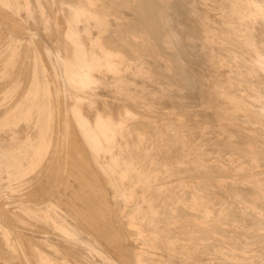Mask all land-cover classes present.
Returning a JSON list of instances; mask_svg holds the SVG:
<instances>
[{
  "label": "rangeland",
  "instance_id": "rangeland-1",
  "mask_svg": "<svg viewBox=\"0 0 264 264\" xmlns=\"http://www.w3.org/2000/svg\"><path fill=\"white\" fill-rule=\"evenodd\" d=\"M84 1H86V3H84ZM84 1L82 0L81 3L80 2L76 3L74 1H72V2L67 1L66 2V0H64L61 2V5H62V7H64L63 8L64 10L65 9L66 10L67 9L68 10H71V9L74 10L75 8H80V10L92 11L96 15L108 13L109 11H119L121 13V16H123L122 17L123 20L122 19L117 20L116 24H119V27L121 28L117 34H115L113 32L114 31L113 25H109V24L106 26V31L105 30L103 31V33L105 34V36H104L105 39H107V40L110 39L113 42L115 40H117V42H121L122 41L121 39L123 38L122 44L125 45L126 47H129L126 45L128 42V44L131 47V48L129 47L128 49L127 48L125 49V47L121 44L122 47L126 50L127 53L125 52V54H127V55H125L123 53L124 49H121L122 51H116V52L107 51V50H105L106 52L104 51L107 54V55L105 54L104 56L110 55L113 58L114 57L118 58L117 59L118 60L117 65L118 66L116 67V70L120 71V73H119V77H117V80L114 81L112 79L110 82L95 83V84L84 82V81L80 80V81H76V82H68V83L59 84L61 86V87H59L60 93H61V90L65 91V93H67V92L68 93L66 94L65 98H63V97L59 98L60 100H58L57 115H55V114L51 115L50 114L49 107L47 109V106H49V101L46 99H42V100H39L37 102V103H39V105H38L39 107L38 106L32 107L31 109L28 108L27 110H25V109L19 108V106L17 105V103H18L17 100L14 101L12 99H8V98L3 96L4 93L2 91L0 92V114H1L0 115V128H1L0 129V235H1L0 236L1 237L0 242L2 241L1 244L6 243V245H7V242H6V240H7L6 239L7 238L6 233L7 232L10 233V235H8V237L10 239H12V237L13 238L15 237L14 239L11 240L12 243L14 242L13 240H15V239L18 241V242H14L13 244L15 246V249L17 246V245H15V243L18 244L17 248L19 247L18 248L19 250L16 249V252L15 251L14 252L18 255L20 254L19 256L20 257L22 256V258H20L19 261L17 259H15L14 263L19 264V262H20V264H22V263L23 264H25V263L26 264H33V263L34 264H42V262L39 258V253H44L54 264H83V262H84V264H126V263L132 264V262H134L135 264H174V263L175 264H219V263H221V264H264V258H263V256H264V242L263 241H261V242L250 241L249 242V240H251L252 238L254 239L256 236L263 237V235L259 232H262V231L264 232V226H263L264 225V216H263L264 215V209H263L264 208V201L262 200V199H264V195H263L264 194V191H263L264 188H262L261 191L258 188V183L264 182V173H263V171H264V163H263L264 162V159H263L264 158V138H263V136L260 135L261 130H259L260 128H258L259 124L256 121L255 117H252L254 124L253 123L247 124L244 121V119L247 115L253 114L255 116V114L259 113L258 109H260L261 107H264V101L262 102V100L264 98L263 97L264 91L263 92L260 91V89L261 90L264 89V74L260 70H258L259 68L255 65L254 60L252 59V57L254 55L253 51H256L259 54L264 53V34H263V32H264V13H263L262 17L260 15L257 16L255 13H253L254 12L253 9L256 7V5H258V4L264 5V0H250V1L249 0H224V1L215 0L214 2H211L212 0L211 1L199 0L200 2L198 0H185V1L184 0H148V1L147 0H142V1L141 0H130V1L129 0H107V1H104V0H101V1H99V0H91V1L90 0H84ZM146 1H147L148 6L146 5ZM164 1L166 2V4ZM221 1H222L223 6L220 3ZM42 2H43V4H42ZM44 2H45V0H38V1L37 0H21L20 3H17L16 1L14 2L11 0L10 3L7 2L5 4L7 6L10 5L12 11L14 10V8L16 9V11H18V10H25L26 11L27 10L31 16V17H27V19H26V29H25L26 34L25 33H18L15 36L18 40H21L24 43L27 42L25 45L26 47L24 46L25 49L23 47H21V49H19L18 47H15L14 52L11 51L12 55L10 57L17 58L20 53H23V57H25L27 59V61H29L31 59L33 60V58L34 59L38 58L42 55V52H40L41 49H43L42 51H44V46L42 45V43H45V44L48 43L47 45L53 46V48H54V46H56V45H54L56 42L53 43L51 41H54V40L56 41V38H58L60 36H61L60 37L61 39L64 38V45L61 44L66 49V50H64V53H66V55L72 53V49L70 48L71 43L68 44L69 40H68V38H66L65 34L60 35L58 32H56V34H55V31H53L52 29L46 30V28H49V26L46 25L44 23V21L39 17L45 9L44 8V6H45ZM215 2H217V3H215ZM242 2L244 4H242ZM150 3H154V4L151 5ZM174 3H175V5H174ZM201 3H202V5H201ZM84 4L86 7L84 6ZM157 4H159V5L161 4L160 5L161 7ZM3 5H4L3 0H0V32H1L0 33V60L3 58H8L9 54L11 53L9 48H8L10 39L7 38L8 34L6 35V33L9 32L8 27L5 28L6 30H3V27H4L2 24V21H3V17H2ZM101 5H102L103 9H102ZM138 5H139V7H138ZM53 6H54V4H53ZM67 6L69 8H67ZM150 6H152L153 9ZM156 6H157V8H155ZM245 6L247 9L245 8ZM193 7H195V8H193ZM227 7H228L229 11H228ZM150 8H151V11H150ZM221 9H223V11H220ZM144 10H145V12H144ZM171 10H173V11H171ZM216 10H217V12H216ZM153 11L155 12V15L157 14L156 15L157 17L153 14L154 13ZM188 11H189V13H188ZM181 12H183V13H181ZM219 12L220 13L222 12V13L220 14ZM251 12H252V15L253 14H255V15L252 16L250 14ZM146 13H148L149 16ZM230 13H231V15H230ZM142 14H143V16H142ZM151 14H153V15H151ZM237 14H238V17H237ZM248 14H249V16H247ZM150 15H151V17H150ZM186 15H188V16H186ZM138 16H140V18ZM224 16L226 17V19ZM232 16L235 20L232 18ZM34 17H35V19L37 18L38 20L37 19L35 20ZM152 17L155 20V22L152 19ZM204 17L206 19H204ZM239 17L241 19L243 18L244 20H241ZM253 17H255V18H253ZM256 17H257V19H259L261 17L260 18L261 20L259 19L258 21H256L257 20ZM28 18H29V20H28ZM156 18L158 19V21H156ZM228 18H230L229 19L230 21H225V20H228ZM231 18H232V20H231ZM149 19L151 21H149ZM254 19H255V21H254ZM39 20L41 21L42 24L39 23L40 22ZM140 20H143L144 23H146V21L148 22V23H146L147 28L145 27V24H143V22H141ZM152 20H153V22H152ZM209 20H210V22H208ZM109 21H112V24H113L115 20L114 19L106 20V22H109ZM10 22H12V21H10ZM16 22H18V19H16ZM158 22L160 23V25H158L159 24ZM187 23H189V24H187ZM192 23H194V24L198 23V24L194 25ZM212 23H214V24H212ZM237 23H239V24H237ZM32 24H33V26H32ZM204 24H206L207 26ZM225 24H226V26H225ZM181 25L184 27H182ZM214 25H217V26H214ZM219 25H221V28L219 27ZM232 25L234 28L232 27ZM243 25L245 28L243 27ZM42 26L45 27V29H43ZM236 26L237 27L239 26L238 29ZM9 27L14 28L12 26H9ZM164 27H165V29H164ZM172 27H173V29H172ZM197 27H199V29H197ZM138 28H139V30H138ZM145 28L149 32L147 30H145ZM188 28L192 31H189ZM200 28H201V30H200ZM202 29H203V31H202ZM50 30H52V31H50ZM160 30L163 33H160ZM139 31H141V32L139 33ZM177 31H179V32H177ZM196 31H197V35H195ZM207 31H208V33H207ZM155 32L158 36L155 34ZM194 32H195V34H194ZM198 32L199 33L201 32L200 35H204V36L202 37V36L198 35L199 34ZM34 33H37L36 36H38V39L42 43H40V42L35 43L34 42L32 44L31 41L34 39V36H35ZM149 33H150V35H149ZM4 34H5V36H4ZM237 34H238V36H237ZM62 36H64V37H62ZM191 36H194V37H191ZM198 36H200V39H202V41L200 39H198L199 38ZM232 36H233V38H232ZM156 37H159L161 40H159V38H156ZM209 37L211 39H209ZM219 37H221L223 39V41ZM223 37L226 38V40ZM111 38H113V40ZM134 38H135V40H134ZM203 38L205 39V41ZM227 38H229V40ZM138 39H141V40H138ZM13 40H14V38H12L11 42ZM129 40L131 41V44H130ZM151 40H153V42ZM245 40H247V41H245ZM260 41H262V42H260ZM124 42H125V44H124ZM139 42H141V45ZM209 42H211V43H209ZM214 42L217 45L213 44ZM52 43H53V45H51ZM241 43H245V44L242 45ZM36 44L38 45V47L36 46ZM222 44L223 45L226 44V45H224L225 48L223 47ZM157 45H159V46H157ZM231 45H232V47H231ZM239 45L241 46L242 51H239L240 50ZM39 46H41V47H39ZM185 46H187V47H185ZM219 46H220V48H218ZM235 46H239V47L237 48ZM56 47H55V49L57 51L59 50L61 52V50H62L61 46H59L60 48L58 47L59 49H57ZM30 48L32 51L30 50ZM132 48L135 50H131ZM162 48H163L162 52H161V50H158V49H162ZM232 48H233V50H232ZM234 48H237V49L235 50ZM243 48H245V51L247 53L250 50L249 53L253 54L252 57L249 53H248L249 55H247ZM129 49L132 52L128 51ZM187 49H188V51L189 50L190 51L188 52ZM221 49L223 52L221 51ZM247 49H248V51H247ZM22 50H23V52H22ZM25 50H26V52H25ZM197 50H200V51L198 52ZM205 50H208V51H206V53H205ZM146 51H147V53L148 52H150V53L147 54V53H145ZM195 51H197V52L194 53ZM209 51H211V52H209ZM238 52H240V53H238ZM48 53L50 54L51 50H48ZM128 53L133 55V57H131ZM162 53H163L164 57L161 56ZM167 53H169V54H167ZM181 53H183V54H181ZM199 53L201 55H199ZM243 53H245V54H243ZM29 54L32 57H30ZM43 54H44V52H43ZM225 54H228V55H225ZM172 55H173V57L170 58V56H172ZM217 55H220V57ZM195 56L198 59L195 58ZM204 56H206L207 58L206 57L204 58ZM239 56H240V61H239ZM185 57H187V58H185ZM166 58H168L169 60L168 59L166 60ZM173 58L176 60L175 63L177 62L178 64H175L174 62H172V61H174ZM236 58H237V60H235ZM248 58H249L250 63L247 62ZM170 59L171 60L173 59V60L171 61ZM218 59L221 61H218ZM233 59L235 60L236 63L231 61ZM196 60H198V62ZM211 60H213V62ZM224 61H226V62H224ZM227 61H229V62H227ZM237 61H239V62H237ZM165 62H167V63H165ZM220 62L222 63V65ZM205 63H207V65ZM225 63H228V64H225ZM229 63L231 65H233L234 67L232 66V68H231V65ZM243 64H245V67L243 66ZM248 64H250L251 67H248L249 66ZM197 65L199 66V69H198ZM223 65H224V68H223ZM225 65H226V67H225ZM239 65H241L242 67L241 66L239 67ZM169 66L171 67V69L169 68ZM176 66H177V69H175ZM216 66L218 68H216ZM252 66H254L256 69H253ZM48 67H49V69H48ZM179 67L182 71H179ZM235 67H236V69H235ZM207 68H209V69H207ZM54 69H56V68H54ZM59 69L62 70V68H59ZM52 70H53L52 67H50L49 65L44 67V73L51 74ZM176 70H178V71H176ZM246 70H247L248 74H247ZM3 71H4V68L2 66H0V85H1V87H3V84H5L4 83L5 80H2V76L4 75ZM158 71H160V72H158ZM172 71H173L174 75H172ZM238 71H239V73H238ZM131 72H133V73H131ZM174 72L175 73L177 72L176 74H178V72H180V74L176 75ZM251 72H253V73H251ZM163 74H165V75H163ZM217 74H218V76H217ZM228 74H229V76H228ZM234 74H235V76H234ZM250 74H251V76H249ZM158 75H160V77ZM230 75L235 79H233ZM257 75H258V77H257ZM200 76H202V78ZM213 76L215 78H213ZM238 77H239V79L241 77V79L238 80L237 79ZM171 78H172V80H171ZM182 78L184 80H182ZM233 80L237 84V87H236V84L234 83ZM24 81L26 83L27 80L25 79ZM219 81L220 82L222 81L221 84H219L220 83ZM238 81L239 82L242 81V82H240V84H238L239 83ZM165 82H168V83H165ZM213 82H215V83L212 84ZM224 82H225V84H224ZM246 82H247V86L248 87L250 86L249 89H247L248 88L247 86L245 87ZM129 84H130V86H129ZM242 84H244V86ZM253 84L255 86H253ZM260 85H262V86H260ZM197 86H199V87H197ZM214 87H215V90H214ZM235 87L237 89H235ZM238 87H239V90H238ZM252 87H254L255 89ZM216 88L218 90H220L221 92L218 91ZM257 88H259V89L257 90ZM236 90H238V91H236ZM245 90H246V93L243 92ZM253 92L255 95H257L259 93L257 95L258 97L255 96L254 94H251ZM222 94H223V97H222ZM232 96L234 98L236 96V98L234 99V98H232ZM203 97H204V99L202 100ZM255 97H257V98H255ZM241 98H243V100ZM244 98H245V100H244ZM260 98H261V100H260ZM235 100L238 103H236ZM130 102H131V104H130ZM208 102L210 104H208ZM204 103H206V104H204ZM236 104H238V105H236ZM241 104H243L245 106H243ZM254 104L258 105L259 107H257ZM246 105H249V106L246 107ZM188 106H190V107H188ZM61 108L64 111L61 110ZM238 108L239 109L241 108V110H239ZM149 111H151V112H149ZM236 111H237V113H234ZM83 112H85L87 114H89V113L93 114L94 112H97V114L95 116L94 124H90V127H86V124H85V128H86L87 134H88L91 141H94L96 138L99 139V142H100L99 151L97 150L95 145L88 142L86 140L85 136L83 137V135H81V133H80V128L82 127V124H80L78 122V120L76 119V115L81 114L83 121H85V123H86L85 116L82 115ZM242 112H244V113H242ZM247 112H249V113H247ZM69 113H70V115H69ZM230 114H232L233 117ZM130 115H131V117H130ZM60 116L62 118H60ZM228 116H230V117H228ZM68 117L69 118L71 117V119L69 120ZM160 117L163 120H161V119L159 120ZM222 117H223V119H222ZM93 118H94V116H93ZM224 118H226V119H224ZM115 119H117V120H115ZM182 119H183V121H182ZM199 119L201 121L203 120L204 123L203 122L200 123ZM236 119H238V120H236ZM205 120H207V122ZM230 120H232V121H230ZM186 121H188V122H186ZM192 121H196V123L195 122L191 123ZM213 121L217 122V123H215V125H214ZM228 121H230V123ZM239 121H240V123H238ZM70 123H72V124H70ZM60 125L62 128L60 127ZM240 125H243V127H241ZM249 125H250V127H249ZM261 125H263V124H261ZM261 125L259 127H261ZM150 126H151V128H154V129H151ZM238 126L240 127V129ZM255 126H256V128H255ZM55 127H57V128H55ZM135 127H139V128H135ZM146 127L147 128L149 127V128L147 129ZM236 127L239 129L238 131L235 130V129H237ZM71 128H72L73 133L70 130ZM102 128L108 130L109 134H103L98 130V129L101 130ZM252 128H254L256 131ZM140 129H142V130H140ZM146 129L148 130L147 132H146ZM150 129L153 130V133ZM166 131H167V133H166ZM235 131H237V132L240 131L238 134L243 132V135L242 134L241 135L243 136V138L245 140L242 138L239 141L235 142L236 139L234 140V139H228L227 138V136L230 133H233ZM244 131H246V132H244ZM8 132H10V133H8ZM255 132H258V133H255ZM59 133H60V135H59ZM71 133L76 135V136L74 135L75 138L73 137V135H70ZM181 134H182V136H181ZM244 134H246V135H244ZM252 134L255 136L251 137ZM69 136L71 139L69 138ZM77 137H80V141L77 140ZM166 137H168V138H166ZM171 137H173V140H169ZM246 137L248 140L246 139ZM72 138H74V140ZM225 138H227L228 141L232 140V142H228ZM259 138H260V140H259ZM62 139H63V141H62ZM151 139H152V141H151ZM75 140H77L78 143ZM134 140H135V142H134ZM154 140H155V142H154ZM223 140H226L228 142L227 146H226L227 142L225 141L224 147H223ZM249 140H250V143H249ZM261 140H263L262 141L263 143L261 142ZM82 142H83V144H82ZM241 142H243V143H241ZM246 142H248L249 144L248 143L246 144ZM216 143L221 144V145H218ZM231 143H232V148H230L231 149V151H230L228 148L231 147L230 146ZM233 143H234V145H233ZM25 144L27 146L23 147V145H25ZM153 144H155V145H153ZM235 144H238L239 146L235 145ZM59 145H60V147H59ZM210 145L211 146L213 145L215 148L210 147ZM240 145H242V146H240ZM249 145H250V148L247 147ZM251 145H252V147H251ZM147 146H149L150 149H148ZM233 146L235 147V149L233 148ZM237 146L240 149H237ZM253 146H256V147H253ZM82 147L84 148V150ZM225 147H227V148H225ZM242 147H243V149H242ZM70 148H72V149H70ZM203 148H204V150H203ZM217 148L219 150H216ZM252 148H254V149H252ZM256 148L257 149L260 148V149H258L259 151ZM34 149L37 150V152L31 153L30 151H34ZM58 149H60V150H58ZM77 149H79L78 152H77ZM248 149H250V151L247 152ZM262 149H263V151H262ZM191 151H193V152H191ZM255 151H256V153H255ZM79 152H81L82 154ZM241 152H243V153H241ZM87 153H88V155H87ZM259 153H261L260 154L261 156L257 155ZM240 155H245V157L244 156L242 157ZM62 156H63V158H62ZM72 156H74L75 159ZM262 156H263V158H261ZM51 157H52V159H51ZM22 158H25L28 161H25V162L24 161H21V162L15 161V159H22ZM76 158H78V160ZM218 158H220V159H218ZM34 159H36L37 161H32ZM69 159H72V160L74 159L73 163H79V164H77V165L72 164V160L69 161ZM88 159L89 160L92 159V160L89 161ZM45 160H46V162H45ZM90 162L93 165H91V164L89 165ZM5 163H6V165H5ZM25 163H26V165H24ZM63 163H64V165H63ZM250 163H253L256 165H251ZM42 164H43V166H42ZM68 164H70V165H68ZM71 164L73 166L74 165H76V166L73 167ZM85 164H88V165L86 166ZM48 165H50V166H48ZM78 165L80 166V168H82V169L84 168V171L80 168L77 169L79 167ZM178 165H180V167L177 169ZM182 165H183V167H182ZM209 165H210V167H207ZM220 165H221V168H220ZM71 166H72V168H74L73 170H71L72 171L71 174L78 173L77 174V176H78L79 174H82L84 172L83 173L84 176L82 174V176L80 175V178H79V176L77 177L78 183H76L77 182L76 178H75L76 176H74V177L71 176L72 179H70L71 177H69L71 175L69 173ZM81 166H84V167H81ZM90 166H92V167L94 166L93 169H95V167H96V169H98L97 170L98 172L96 170H94L96 172H94V175H93V169ZM184 166H186V167H184ZM58 167L62 168L61 171H60V168L58 169ZM85 167L89 168L87 170L88 172L85 171ZM198 167H199V169H198ZM206 167L208 169H204V170H205V172H207V170H208L207 173H205L201 169V168H206ZM223 167H224V170H223ZM67 168H69L68 169L69 172H68ZM192 168L193 169L196 168V170H194V172H193ZM209 168H211V169L213 168L212 169L213 171L210 170ZM56 170H58V171H56ZM79 170L81 171V173ZM201 170L203 173L201 172ZM199 171L202 174H200ZM214 171L215 172L218 171L221 174L215 173ZM222 171H224V173H222ZM258 171L261 173L259 174ZM90 172H92V173H90ZM184 172H186V173L184 174ZM210 172H211V174H210ZM226 172H230V173L226 174ZM47 173L50 177H51V175L53 176V174H54V177L50 178L48 175H46ZM68 173H69V176L67 175ZM96 173H98V174H96ZM213 173L217 174V175L213 176L214 175ZM243 173L247 174V175H244ZM253 173H255L256 175L249 176L250 177L249 178L248 175H250V174L253 175ZM207 174H209L210 176ZM222 174H223V176H222ZM85 175L86 176L90 175V178L86 177ZM97 175H100V176H97ZM192 175H193V177L197 176V175H199V176L193 178ZM201 175L205 176L204 178L206 180L208 178L210 179L213 177L214 178V181H212L213 183L210 181V180H213V178L210 180L208 179L207 182L208 181L209 182L207 184V182L205 181V179ZM241 175H242V177H244L243 179H246V180H243ZM45 176H46V178H45ZM91 176H93V177L96 176L97 179L99 178L98 179L99 181L95 180L96 182H94L93 181L94 179ZM101 176H103L104 178ZM216 176H218V177H216ZM67 177L69 179H66ZM81 177H83L82 178L83 180L81 179ZM199 177H202L203 179L199 178ZM49 178L50 179L54 178L55 180L53 179L51 182V180ZM88 178H89V180H88ZM102 178L104 180H106V179L107 180L103 181ZM248 178L249 179L252 178V179L249 180ZM26 179H28V180H26ZM73 179H75V180L73 181ZM215 179L217 182L216 184H218L217 187H220L219 189L216 188ZM101 180L103 181V183H101L102 182ZM15 181H17V182H15ZM46 181H47V183H52L53 185L48 184V186H47ZM65 181H67V182L69 181L70 185L68 186L67 182H65ZM79 181H81V183H79ZM82 181L84 182V184ZM87 181H91V182H89V184L90 183L91 184L90 185L87 184L88 183ZM200 181H202V182H200ZM97 182H99V184H96L97 186H99V187L96 186L98 188V191H97V188L95 187V183H97ZM104 182H106V183L108 182L109 184L107 183V185H106ZM230 182H234L236 184H239L241 182V184H243V185L246 184V187H248V185L250 184L249 186L251 188L253 187V189L251 191V189L249 187V189L247 188L248 190H245L246 187H244L243 189L237 190L239 194H234V192L232 191L233 189H231V187H230L231 186ZM248 182H249V184H248ZM21 183H23L26 186L22 185ZM41 183L44 185H41ZM72 183L75 185H71ZM55 184H57L58 186ZM85 184L88 186H86ZM104 184L106 186H108L107 188H110L109 187V185H110L112 189H109V190L112 191L114 189L113 191L115 192L116 196L114 194H112L111 191H109L106 187H104L105 186ZM214 184H215V186H213ZM62 185H64V186H62ZM79 185L81 186L80 189H79ZM100 185H101V187H100ZM44 186L45 187L47 186L48 188L46 187L47 189H45ZM66 186H67L68 190L66 189ZM83 186L84 187L86 186V188H84V190L86 189L85 191L81 190V189H83ZM196 186H197V188H196ZM63 187H65V188H63ZM70 187H72V188H70ZM75 187H76V189H75ZM254 187H256V188H254ZM19 188H21V189H19ZM39 188L40 189L43 188V190L45 189L44 194H43V190L40 191ZM61 188L64 191H60ZM198 188H200V189H198ZM102 189H104V190H102ZM220 189H221V192H219ZM38 190H39V192H38ZM73 190L74 191L77 190V191L74 192ZM80 190H81V192L79 194L78 191H80ZM105 190H108V191H105ZM185 190L187 192H190L191 195L190 194L189 195L191 198L189 197L188 193ZM249 190H250V197H251V194H252V197L254 196V192L255 193L257 192L256 194H258V190H259L260 195L255 194V196L258 199L254 196L257 201L260 198L258 203H257V201L255 202L254 197H253V201L251 199L252 197L249 198V195H248ZM8 191H9V193H8ZM53 191H55V192L53 193ZM166 191H167V196H166ZM40 192H42V193H40ZM50 192L53 194H50ZM57 192L59 194L60 193L63 194L65 192L64 194L65 195L67 194L69 196L67 197L64 194H63L64 196L62 194L58 195ZM70 192L73 194L71 195ZM84 192H86V193H84ZM99 192H101V194L104 195V197L100 196L101 194ZM108 192H109V194H108ZM184 192H186L187 194ZM25 193H28V196L29 197L31 196L30 198L32 200ZM33 193H34V195H33ZM37 193H38L39 197H37ZM39 193L41 195H39ZM89 193L91 196L89 195ZM49 194L51 195L50 197H49ZM74 195H76V197ZM109 195L111 197L114 195L117 200H113V199H115V198H113L114 196L112 197L113 199L111 197H110L111 198L110 199L108 197ZM61 196L64 197V199L60 198ZM262 196H263V198H262ZM32 197L34 198V201H33ZM46 197L47 198L49 197V198L46 200L42 199V198H46ZM69 197H70V199H69ZM98 197H101V198H98ZM187 197H189V199ZM23 198L25 199L26 202L25 201L23 202V200H24ZM53 198L56 199V201L57 200L58 201L63 200L62 203H61V201H59L61 204V207H60L59 202H57V203H56V201H55V203L52 202V201H54ZM72 198H74V199H72ZM83 198L89 199L93 203L95 202L97 205L95 203L93 204L91 202L93 204L92 205L93 207L91 206L92 207L91 208L90 207L91 203L89 202L90 203V204L88 203L89 206L87 203H86L87 204V206H86V204L84 205L82 202ZM95 198H98L97 202H96L97 199H95ZM247 198H249L252 201V203H250V205L247 203ZM16 199H17V201H16ZM66 199H67V201L71 200L70 201V203L72 202L71 206H70V203H66L67 202ZM240 199H242V200L240 201ZM43 200H44V202H43ZM77 200H78V202H77ZM110 200H111V202H110ZM100 201L106 202L107 205H103ZM107 201H108V203H107ZM116 201H118V202H116ZM168 201H169V204H168ZM228 201H230V202L227 203ZM237 201H239V202H237ZM73 202H75V203L77 202L78 204L81 203L79 205L76 203L79 210L78 209L75 210L77 208V206ZM112 202H114L115 205ZM84 203H85V201H84ZM116 203H117V205L119 203V206H117ZM262 203H263V207H259L258 205L261 206ZM35 204H37V205H35ZM62 204L65 205V207H63ZM178 204H180V205H178ZM228 204H229V206H228ZM66 205L70 206L71 209L69 207H66ZM73 205H74V207L76 206L75 209H74V207H72ZM82 205H84L83 207L87 208V211H84V210H86L85 208H83V207H82L83 209L81 208ZM133 205H135V206H133ZM175 205H176V207H175ZM58 206H59V209H58ZM97 206H100L99 209L97 208ZM105 206H106V210L109 212H107L106 210L105 211L103 210V209H105ZM178 206H180L181 208H179ZM62 207L67 208V210L63 209ZM115 207H116V209H114ZM169 207H172V208H169ZM72 208H73V210H72ZM107 208H109V209H107ZM177 208H179V209H177ZM69 209H70V211H69ZM94 209L98 213L102 212V214L99 213L100 216L96 215L98 213H96V211L93 212ZM101 209H102V211H100ZM110 209H112L113 211H111ZM80 210H83V212ZM180 210L183 212V214L181 212V214L179 213V215H177V213ZM230 210H231V212H230ZM65 211L67 213L69 212L68 214H70V212L73 211L72 213L76 214L77 217L73 215L74 217L72 218L71 217L72 213L70 214L71 216H69ZM74 211H76L78 214L75 213ZM115 211L116 212L120 211V213H116V216L119 214V218L121 216L122 219L121 218L120 219L122 221L118 217H116V216L114 217L115 213H113V212H115ZM184 211L188 212V214H186ZM34 212H35V214H34ZM86 212H89V213L87 214ZM92 212H93V214H92ZM82 213H83V215L81 217ZM90 213H91V218L89 216ZM103 213L105 215H103ZM109 213H111V215ZM168 213H169V215H168ZM250 213H251V215H250ZM94 214H95V217H97V218H94L92 216ZM107 214H108V217H107ZM112 214H113V218L115 220L113 218L111 219ZM254 214H255V216H254ZM78 215H80V216H78ZM85 215H87V216L85 217ZM258 215H260V216H258ZM7 216H8V218H7ZM66 216L67 217L69 216L68 217L69 220L67 219ZM83 216L85 218H83ZM104 216H106V217H104ZM171 216H172V218H170ZM38 217H40V218H38ZM64 217H66V218H64ZM75 217H76V219H74ZM100 217L103 220H101ZM80 218H83V219L88 218V219L84 220L83 224H80V222H82L81 220H83V219L80 220ZM92 218H94L95 222ZM98 218H99V221H97V223H99V224L107 223V224L100 225V227H99V224H96V220H98ZM232 218H233V220H232ZM248 218H250L251 221L250 220L248 221ZM260 218H263V219H260ZM89 219H92L93 221L90 220V222L92 221V223L94 222L95 224L94 223H93V225H92V223L89 224L88 223ZM108 219H110V220H108ZM117 219H119L120 221ZM165 219H166V221H165ZM239 219H241V220H239ZM116 220L118 222H122V224L121 223L118 224V222H114ZM69 221H73L74 224L71 225L72 222H69ZM76 221L77 222L80 221L79 222L80 225H78V223ZM85 221L86 222L88 221L87 223L89 225H87V223ZM100 221L101 222L103 221V223H100ZM110 221L113 222L114 224L116 223L115 224L116 227ZM255 221L257 223L254 224ZM109 222L111 223V225L113 224L112 225L113 227L109 224ZM181 222H183V223H181ZM5 223H6V226L4 225ZM84 223H86V224H84ZM192 223H194V224H192ZM215 223L218 225H216ZM246 223L248 225H246ZM75 224L78 227L79 231L77 230V227H74ZM243 224H245V225H243ZM253 224H254V226H253ZM16 225H18L19 227H17ZM84 225H86V226H84ZM90 225L92 227H90ZM95 225H98V226H95ZM119 225L120 226L122 225V226L120 227ZM101 226L102 227L105 226V229L109 227L110 229H108V230H110V231L112 230L110 233H108V235L110 234V236L106 235L107 232L105 234V231L107 229L105 230L104 227L102 228ZM118 226H119V228H122V229H120L122 232L120 230H119V232H115V229L118 228ZM125 226H126V228H125ZM201 226L205 227V229L207 228L208 230L206 229V231H205V229L201 228ZM258 226H261V227H258ZM83 227L86 229H82ZM222 227H225L226 229H224V228L221 229ZM99 228L103 229V232H101V230ZM112 228H115V229H112ZM124 228H125V230H124ZM199 228H201V229H199ZM88 229H90V230H88ZM92 229H95V230L93 231ZM118 229H116V231ZM211 229H212V231H211ZM228 229H230V230H228ZM87 230L90 233L87 232L88 233L87 234L86 233ZM98 230H99V232L104 233V234L102 235L100 233L101 235H99V233L97 232ZM196 230H197V232H196ZM256 231L258 232L257 234L253 233ZM120 232L121 233L124 232V233L121 234ZM202 232H204L205 234ZM96 233H98L97 234L98 236H103V237L107 236V238L108 237L110 238L113 236L112 239L116 236L115 239L117 242L115 241V239H114L115 242L111 239L110 241L111 242L113 241L116 244H114L113 242L110 243L109 238H108L106 240H103L102 243H100L102 241V238H98L96 236ZM115 233L116 234L118 233L120 236L117 234L118 235V237H117V235ZM134 233H136V234H134ZM223 233H224V235H223ZM237 233H239L241 235L238 236ZM243 233H245V234H243ZM90 234H91V238H92V236L94 238L91 239ZM211 234L213 235V237ZM58 235H60V236H58ZM198 235L200 237L205 236V238H208V239H205L202 237L200 238ZM85 236H87V237H85ZM123 236H124V238L122 241V239H119V238H122ZM240 236H242V238ZM176 237L177 238L179 237V238L177 239ZM216 237H217V239H216ZM250 237H251V239H250ZM218 238H221V239H218ZM90 239L93 242L90 241ZM95 239H96V241H95ZM97 240H100V242ZM126 240H127V242H126ZM121 241L124 243L125 246L123 245V243ZM132 241H133V243H132ZM175 241H176V243H175ZM242 241H244V242H242ZM238 242H240V243H238ZM19 243H22V244L20 245ZM34 243L36 245H34ZM104 243H108V244L106 245ZM216 243H218L219 245ZM59 244H60V246H59ZM62 244H64L63 247L65 249L61 246ZM110 244H111V248H109L110 246H108ZM230 244H232V245H230ZM19 245L24 247V248H22V250H21ZM38 245H40V247ZM103 245H106V246L104 247ZM117 245H119L120 247ZM122 245H123V249L121 248ZM66 246L68 247V249L66 248ZM7 247L9 248V246H7ZM107 247H108V250H107ZM0 248H1L0 249V253H1L0 254L1 255L0 256V263L5 264V262H6L7 264L8 263L12 264L11 261L7 262L8 260H6L7 259L6 256H3V254L6 255L5 252L8 253L7 251H5V252H4V250L2 251V249L5 248L4 245H1ZM94 248H96V249H94ZM101 248H102V250H101ZM131 248L133 250H136V251H133ZM23 249H24V251H23ZM66 249H67V251H66ZM127 249L128 250L130 249V250L128 251ZM6 250H9L11 252L10 249L6 248ZM68 250L70 252L73 251L74 254L69 253ZM80 250H82L83 252ZM75 252H78V253H76V255H75ZM105 252H108L110 254H108V253L106 254ZM201 252H203V253H201ZM127 253H130L129 254L130 257L127 256L128 255ZM229 253H231V254H229ZM111 254L113 257L111 256ZM118 254H120V255L118 256ZM121 254H123V255L125 254L126 256H122ZM72 255H74V257ZM78 255H79V257H78ZM132 255H134V256H132ZM34 256H35V258H34ZM109 256H111V257H109ZM125 257L129 258V260L131 258L130 261H132V262H130L128 260H124ZM111 258H112V260H111ZM132 258H133V260H132ZM259 258H261V260ZM2 259L3 260L5 259L4 260L5 262ZM155 259H156V261H155ZM179 260H180V262H179ZM216 262H219V263H216Z\"/></svg>",
  "mask_w": 264,
  "mask_h": 264
},
{
  "label": "crops",
  "instance_id": "crops-1",
  "mask_svg": "<svg viewBox=\"0 0 264 264\" xmlns=\"http://www.w3.org/2000/svg\"><path fill=\"white\" fill-rule=\"evenodd\" d=\"M12 1H14V2L16 1L17 3H20L21 0H12ZM54 1L49 0V1L44 2V4H45L44 8L45 9L41 13L40 18L43 21L45 20L44 23L46 25H48L50 29L54 28L52 30H54L58 33H59V31H61L59 34L64 33L66 35V38H68L69 43H71L70 48L72 49V53L68 54V55H66V53H65V56H64L63 51L65 50V48H63V46H62V48H63L62 52L63 53H61L59 50L57 52V50L55 48L51 47L50 45L42 43V45L44 46L43 52H44L45 56L43 55V52H42V55L40 57L35 58V59L33 58L32 61L31 60L27 61V59L25 57H23V53H20L17 58L10 57L12 55V52H14L15 47H18L19 49H21L22 46L24 48V46L26 45L27 42L24 43L21 40H18L15 36L18 33H25L26 34V32H24L26 29V26H25L26 25V19H27V17H31V16L27 10L26 11L21 10L22 11L21 12L20 10L16 11V9H14L12 11L10 5H8V6L5 5L7 2L10 3L11 0H3V3H4L3 11H2L3 12L2 17H4V19L2 21L3 22L2 24L4 26L3 30H6L5 28L8 27L9 32H8L7 38L10 39L8 48H9L10 52L11 51L12 52L9 54L8 58H3L0 60V66H2L4 68V71H3L4 75L2 76V80L7 79L4 82L5 84H3V87H1V85H0V87H1L0 90H2V92L4 93L3 96L7 97L8 99L13 98L12 100H17L18 101L17 105L19 106V108L25 109V110H27L28 108L31 109L32 107H37L38 106L37 104H39V103H37L38 100L46 99L49 101V106H47V109L49 107L51 115H53L54 113H55V115H57L58 100L60 97L65 98L66 94H67L63 90L61 91L62 95L60 94V90L58 88L59 84L68 83V82H75V81H80V80L84 81V82H88V83H94V84L95 83L110 82L112 79L114 81L117 80V77H119V73H120V71L116 70V67L118 66L117 65L118 64V60H117L118 58H115V57L113 58L110 55L104 56L106 54L104 51L107 50V51L116 52V50H118V49L115 47L117 46L118 48H120L121 43L118 42L117 44H120V45H116L117 40H115L114 41L115 43H112L110 41L111 43L108 44L109 43L108 41L110 39L108 41L105 39V37H104L105 34L103 33V31L104 30L106 31V26L109 24V25H113V27H114L113 32L115 34H117L121 28L119 27V24H116V23H117V20L122 19V16H120L121 13L119 11H109V13H103L100 15L99 14L96 15L92 11L80 10V8H75L74 10H72V9L71 10H68V9L64 10L63 9L64 7H62V5H61V2L64 0H61V1L60 0H54ZM66 1L72 2L74 0H66ZM104 1H107V0H104ZM53 4L55 6H53ZM67 8H69V7L67 6ZM70 12H71V14H70ZM60 14L63 16H60ZM69 15H71V16H69ZM13 18H15V19H13ZM16 18L18 19V22H16ZM61 19L64 21L61 22L62 21ZM112 19L115 20L113 24H112V21L106 22V20H112ZM10 21H12V22H10ZM23 23H24V25H23ZM62 23L64 24V26L62 25ZM10 25H12V27H14V26H16V27L9 28ZM56 25H57V27H56ZM59 25H60V28H59ZM65 26H66V28H65ZM23 27H25V28H23ZM63 28H65L66 30H64ZM15 29H17V30H15ZM21 29L23 32H20ZM63 31H65V32H63ZM34 35H35L34 39L31 42L36 43L37 40L40 41L38 39V36H36L37 33H34ZM62 37H64V36H62ZM12 38H14V40L11 42ZM103 38H104V40H103ZM62 39L64 40V38H62ZM62 39L59 38L57 40V38H56V40L58 41V43L56 42L57 47H59L58 44H61L62 42H64ZM74 40H76L78 45L81 47L80 48L81 53L80 52H78L76 54L74 53V47L72 45L73 44L72 41H74ZM60 41H61V43H59ZM53 43H55V40L53 41ZM114 44H115V46H114ZM104 45H105V47H104ZM47 49L51 50L50 54L48 53ZM43 57H45V58H43ZM42 61H44V62H42ZM46 61H47V63H46ZM75 61L78 62V64H76V65L79 66L81 74H75L74 73V64L73 63ZM14 62H15V64H14ZM30 62H32V63H30ZM47 64H49V66L52 67V69H53L51 74L44 73V67ZM67 64L69 66L70 71L66 68ZM31 66H32V68H31ZM18 67H19V69H18ZM25 67L30 68L31 71H30V69L26 70ZM54 68H56V69H54ZM59 68H62V70ZM66 69H67V71H66ZM29 71H30L31 75H29L30 74ZM15 73H16V75H15ZM25 73H27V74H25ZM28 75L31 77H29ZM21 76H22V79H20ZM26 77H27V79H26L27 85L25 84V82H22V81H24V78H26ZM28 77H29V79L31 78L30 82H29ZM24 84H25V87L27 86L28 88H25ZM41 84H44V85H41ZM44 86H45V90H43ZM23 87L25 89H24V91L21 92ZM18 88H19V90H18ZM16 90H17V92H16ZM42 91H44V92L42 93ZM14 93H15V96H13ZM38 93H40V94H38ZM51 94H52V96H51ZM19 96H20V98H19ZM17 97H18V99H17ZM34 102H36V103H34ZM54 107H55V109H54ZM96 114H97V112H94L93 114L92 113L87 114L85 112L82 113V115L85 116V119H86V127H90V124H94ZM93 116H94V118H93ZM98 130L100 131V129H98ZM26 146H27L26 144L23 145V147H26ZM15 161L21 162V161H27V160L25 158H22V159H15ZM33 161H37V160L34 159Z\"/></svg>",
  "mask_w": 264,
  "mask_h": 264
},
{
  "label": "bare ground",
  "instance_id": "bare-ground-1",
  "mask_svg": "<svg viewBox=\"0 0 264 264\" xmlns=\"http://www.w3.org/2000/svg\"><path fill=\"white\" fill-rule=\"evenodd\" d=\"M37 1H38V0H37ZM45 1H46V0H45ZM47 1H49V0H47ZM53 1H54V0H53ZM60 1H61V0H60ZM81 1H82V0H81ZM81 1L79 0L80 3H81ZM83 1H84V0H83ZM90 1H91V0H90ZM99 1H101V0H99ZM129 1H130V0H129ZM141 1H142V0H141ZM147 1H148V0H147ZM147 1H146V5H147ZM184 1H185V0H184ZM198 1H199V0H198ZM209 1H211V0H209ZM214 1H215V0H212L211 2H214ZM222 1H224V0H222ZM222 1L220 2L221 4H222ZM249 1H250V0H249ZM54 2H55V1H54ZM66 2H67V1H66ZM68 2H69V1H68ZM74 2L77 3L78 1L74 0ZM92 2H93V1H92ZM127 2H128V1H127ZM154 2H155V1H154ZM164 2H165V1H164ZM174 2H175V1H174ZM199 2H200V1H199ZM233 2H234V1H233ZM236 2H237V1H236ZM30 3H31V2H30ZM38 3H39V2H38ZM84 3H86V2L84 1ZM148 3H149V2H148ZM157 3H158V2H157ZM203 3H204V2H203ZM215 3H217V2H215ZM224 3H225V2H224ZM237 3H238V2H237ZM247 3H248V2H247ZM247 3H246V4H247ZM23 4H24V3H23ZM31 4H32V3H31ZM42 4H43V2H42ZM51 4H52V3H51ZM68 4H69V3H68ZM91 4H92V3H91ZM101 4H102V3H101ZM150 4L152 5V4H154V3H150ZM150 4H149V5H150ZM165 4H166V2H165ZM179 4H180V3H179ZM239 4H240V3H239ZM242 4H244V3L242 2ZM49 5H50V4H49ZM49 5H48V6H49ZM76 5H77V4H76ZM157 5H159V4H157ZM160 5H161V4H160ZM160 5H159V6H160ZM174 5H175V3H174ZM180 5H181V4H180ZM201 5H202V3H201ZM248 5H249V4H248ZM34 6H35V5H34ZM50 6H51V5H50ZM54 6H55V5H54ZM84 6H85V4H84ZM147 6H148V5H147ZM154 6H155V5H154ZM162 6H163V5H162ZM164 6H165V5H164ZM205 6H206V5H205ZM208 6H209V5H208ZM222 6H223V4H222ZM226 6H227V5H226ZM85 7H86V6H85ZM99 7H100V6H99ZM101 7H102V5H101ZM107 7H108V6H107ZM138 7H139V5H138ZM143 7H144V6H143ZM150 7H152V6H150ZM160 7H161V6H160ZM175 7H176V6H175ZM185 7H186V6H185ZM242 7H243V6H242ZM247 7H248V6H247ZM4 8H5V7H4ZM58 8H59V7H58ZM97 8H98V7H97ZM104 8H105V7H104ZM110 8H111V7H110ZM110 8H109V9H110ZM144 8H145V7H144ZM155 8H157V6H156ZM181 8H182V7H181ZM193 8H195V7H193ZM232 8H233V7H232ZM232 8H231V9H232ZM245 8H246V6H245ZM245 8H244V9H245ZM14 9H15V8H14ZM34 9H35V8H34ZM94 9H95V8H94ZM102 9H103V7H102ZM152 9H153V7H152ZM158 9H159V8H158ZM174 9H175V8H174ZM177 9H178V8H177ZM177 9H176V10H177ZM200 9H201V8H200ZM210 9H211V8H210ZM213 9H214V8H213ZM213 9H212V10H213ZM215 9H216V8H215ZM223 9H224V8H223ZM223 9H221L220 11H223ZM227 9H228V7H227ZM246 9H247V8H246ZM248 9H249V8H248ZM1 10H2V9H1ZM7 10H8V9H7ZM92 10H93V9H92ZM133 10H134V9H133ZM155 10H156V9H155ZM155 10H154V11H155ZM187 10H188V9H187ZM20 11H21V10H20ZM36 11H37V10H36ZM105 11H106V10H105ZM150 11H151V8H150ZM154 11H153V12H154ZM171 11H173V10H171ZM182 11H183V10H182ZM185 11H186V10H185ZM213 11H214V10H213ZM228 11H229V9H228ZM228 11H227V12H228ZM232 11H233V10H232ZM253 11H254L253 13H255L257 16L260 15V16L262 17V16H263V13H264V5H263V4H262V5H259V4L256 5V7L253 9ZM10 12H11V11H10ZM21 12H22V11H21ZM58 12H59V11H58ZM138 12H139V11H138ZM144 12H145V10H144ZM169 12H170V11H169ZM205 12H206V11H205ZM211 12H212V11H211ZM214 12H215V11H214ZM216 12H217V10H216ZM2 13H3V12H2ZM4 13H5V12H4ZM66 13H67V12H66ZM108 13H109V12H108ZM140 13H141V12H140ZM171 13H172V12H171ZM181 13H183V12H181ZM188 13H189V11H188ZM207 13H208V12H207ZM219 13H220V12H219ZM221 13H222V12H221ZM221 13H220V14H221ZM5 14H6V13H5ZM12 14H13V13H12ZM70 14H71V12H70ZM146 14L148 15V13H146ZM153 14L155 15V12H154ZM153 14H151V15H153ZM210 14H211V13H210ZM215 14H216V13H215ZM227 14H228V13H227ZM238 14H239V13H238ZM238 14H237V17H238ZM243 14H244V13H243ZM246 14H247V13H246ZM250 14L252 15V12H251ZM255 14H253V15H255ZM14 15H15V14H14ZM17 15H18V14H17ZM19 15H20V14H19ZM110 15H111V14H110ZM119 15H120V14H119ZM151 15H150V17H151ZM156 15H157V14H156ZM156 15H155V16H156ZM217 15H218V14H217ZM230 15H231V13H230ZM251 15H250V16H251ZM253 15H252V16H253ZM3 16H4V15H3ZM8 16H9V15H8ZM36 16H37V15H36ZM49 16H50V15H49ZM54 16H55V15H54ZM60 16H63V15L60 14ZM69 16H71V15H69ZM120 16H121V15H120ZM142 16H143V14H142ZM148 16H149V15H148ZM186 16H188V15H186ZM209 16H210V15H209ZM241 16H242V15H241ZM247 16H249V14H248ZM5 17H6V16H5ZM39 17H40V16H39ZM50 17H51V16H50ZM57 17H58V16H57ZM57 17H56V18H57ZM122 17H123V16H122ZM138 17L140 18V16H138ZM156 17H157V16H156ZM198 17H199V16H198ZM201 17H202V16H201ZM221 17H222V16H221ZM224 17H225V16H224ZM230 17H231V16H230ZM243 17H244V16H243ZM261 17H260V18H261ZM24 18H25V17H24ZM56 18H55V19H56ZM148 18H149V17H148ZM213 18H214V17H213ZM232 18H233V16H232ZM232 18H231V20H232ZM239 18H240V17H239ZM253 18H255V17H253ZM258 18H259V17H258ZM260 18H259V19H260ZM3 19H4V17H3ZM9 19H10V18H9ZM13 19H15V18H13ZM16 19H17V18H16ZM34 19H35V17H34ZM36 19H37V18H36ZM36 19H35V20H36ZM59 19H60V18H59ZM66 19H67V18H66ZM97 19H98V18H97ZM146 19H147V18H146ZM152 19H153V17H152ZM199 19H200V18H199ZM204 19H206V18L204 17ZM218 19H219V18H218ZM225 19H226V17H225ZM225 19H224V20H225ZM229 19H230V18H228V20H225V21H230ZM233 19H234V18H233ZM237 19H238V18H237ZM240 19H241V18H240ZM256 19H257V17H256ZM259 19H257L256 21H258ZM28 20H29V18H28ZM37 20H38V19H37ZM61 20H62V19H61ZM67 20H68V19H67ZM122 20H123V19H122ZM147 20H148V19H147ZM153 20H154V19H153ZM153 20H152V22H153ZM221 20H222V19H221ZM234 20H235V19H234ZM234 20H233V21H234ZM241 20H244V19L242 18ZM260 20H261V19H260ZM30 21H31V20H30ZM39 21H40V20H39ZM44 21H45V20H44ZM49 21H50V20H49ZM57 21H58V20H57ZM63 21H64V20H62L61 22H63ZM136 21H137V20H136ZM140 21L143 22V20H140ZM149 21H151V20L149 19ZM156 21H158L157 18H156ZM187 21H188V20H187ZM190 21H191V20H190ZM196 21H197V20H196ZM206 21H207V20H206ZM238 21H239V20H238ZM254 21H255V19H254ZM154 22H155V20H154ZM182 22H183V21H182ZM192 22H193V21H192ZM197 22H198V21H197ZM208 22H210V20H209ZM235 22H236V21H235ZM235 22H234V23H235ZM2 23H3V22H2ZM15 23H16V22H15ZM19 23H20V22H19ZM39 23H41V21H40ZM59 23H60V22H59ZM126 23H127V22H126ZM146 23H148V22L146 21ZM146 23L143 22V24H145V27L147 26ZM156 23H157V22H156ZM158 23H159V22H158ZM223 23H224V22H223ZM256 23H257V22H256ZM5 24H6V23H5ZM16 24H17V23H16ZM41 24H42V23H41ZM48 24H49V23H48ZM107 24H108V23H107ZM182 24H183V23H182ZM187 24H189V23H187ZM187 24H186V25H187ZM190 24H191V23H190ZM192 24H194V23H192ZM195 24H198V23H195ZM195 24H194V25H195ZM212 24H214V23H212ZM227 24H228V23H227ZM229 24H230V23H229ZM237 24H239V23H237ZM237 24H236V25H237ZM7 25H8V24H7ZM18 25H19V24H18ZM23 25H24V23H23ZM62 25L64 26L63 23H62ZM127 25H128V24H127ZM158 25H160V23H159ZM204 25H206V24H204ZM204 25H203V26H204ZM230 25H231V24H230ZM240 25H241V24H240ZM10 26H12V25H10ZM13 26H14V25H13ZM19 26H20V25H19ZM21 26H22V25H21ZM25 26H26V25H25ZM27 26H28V25H27ZM32 26H33V24H32ZM164 26H165V25H164ZM181 26H182V25H181ZM196 26H197V25H196ZM198 26H199V25H198ZM206 26H207V25H206ZM214 26H217V25H214ZM225 26H226V24H225ZM227 26H228V25H227ZM14 27H16V26H14ZM56 27H57V25H56ZM87 27H88V26H87ZM103 27H104V26H103ZM138 27H139V26H138ZM159 27H160V26H159ZM165 27H166V26H165ZM165 27H164V29H165ZM169 27H170V26H169ZM182 27H184V26H182ZM187 27H188V26H187ZM194 27H195V26H194ZM219 27L221 28V25H219ZM232 27H233V25H232ZM236 27H237V26H236ZM236 27H235V28H236ZM238 27H239V26H238ZM238 27H237V29H238ZM243 27H244V25H243ZM9 28H10V27H9ZM23 28H25V27H23ZM23 28H22V29H23ZM32 28H33V27H32ZM37 28H38V27H37ZM42 28L45 29V27H43V26H42ZM59 28H60V25H59ZM65 28H66V26H65ZM65 28H63V29L66 30ZM139 28H140V27H139ZM139 28H138V30H139ZM146 28H147V27H146ZM146 28H145V30H147ZM206 28H207V27H206ZM233 28H234V27H233ZM244 28H245V27H244ZM22 29L20 30V32H23ZM47 29L49 30L50 28H46V30H47ZM52 29H54V28H52ZM56 29H57V28H56ZM135 29H136V28H135ZM135 29H134V30H135ZM152 29H153V28H152ZM157 29H158V28H157ZM172 29H173V27H172ZM179 29H180V28H179ZM179 29H178V30H179ZM182 29H183V28H182ZM193 29H194V28H193ZM197 29H199V27H197ZM213 29H214V28H213ZM242 29H243V28H242ZM257 29H258V28H257ZM12 30H13V29H12ZM15 30H17V29H15ZM35 30H36V29H35ZM153 30H154V29H153ZM158 30H159V29H158ZM174 30H175V29H174ZM188 30H189V31H192V30H190L189 28H188ZM200 30H201V28H200ZM214 30H215V29H214ZM234 30H235V29H234ZM50 31H52V30H50ZM53 31H54V30H53ZM136 31H137V30H136ZM147 31H148V30H147ZM154 31H155V30H154ZM183 31H184V30H183ZM202 31H203V29H202ZM228 31H229V30H228ZM231 31H232V30H231ZM244 31H245V30H244ZM24 32H25V31H24ZM60 32H61V31H59V33H60ZM63 32H65V31H63ZM140 32H141V31H139V33H140ZM148 32H149V31H148ZM167 32H168V31H167ZM177 32H179V31H177ZM239 32H240V31H239ZM241 32H242V31H241ZM250 32H251V31H250ZM0 33H1V32H0ZM4 33H5V32H4ZM136 33H137V32H136ZM160 33H163V32H161V30H160ZM172 33H173V32H172ZM189 33H190V32H189ZM198 33H199V32H198ZM200 33H201V32H200ZM200 33H199L198 35H200ZM202 33H203V32H202ZM207 33H208V31H207ZM234 33H235V32H234ZM7 34H8V32L6 33V35H7ZM55 34H56V31H55ZM63 34H64V33H63ZM131 34H132V33H131ZM133 34H134V33H133ZM155 34H156V32H155ZM158 34H159V33H158ZM194 34H195V32H194ZM209 34H210V33H209ZM230 34H231V33H230ZM232 34H233V33H232ZM235 34H236V33H235ZM263 34H264V32H263ZM60 35H61V34H60ZM142 35H143V34H142ZM149 35H150V33H149ZM156 35H157V34H156ZM156 35H155V36H156ZM167 35H168V34H167ZM195 35H197V31H196V34H195ZM216 35H217V34H216ZM233 35H234V34H233ZM1 36H2V35H1ZM4 36H5V34H4ZM44 36H45V35H44ZM51 36H52V35H51ZM138 36H139V35H138ZM157 36H158V35H157ZM169 36H170V35H169ZM200 36L203 37L204 35H200ZM200 36H198V37H199L198 39H200ZM205 36H206V35H205ZM212 36H213V35H212ZM212 36H211V37H212ZM237 36H238V34H237ZM47 37H48V36H47ZM60 37H61V36H60ZM60 37H58L57 40H58ZM113 37H114V36H113ZM135 37H136V36H135ZM150 37H151V36H150ZM159 37H160V36H159ZM159 37H156V38H159ZM170 37H171V36H170ZM191 37H194V36H191ZM202 37H201V38H202ZM217 37H218V36H217ZM217 37H216V38H217ZM221 37H222V36H221ZM221 37H219V38H221ZM235 37H236V36H235ZM1 38H2V37H1ZM119 38H120V37H119ZM132 38H133V37H132ZM141 38H142V37H141ZM152 38H153V37H152ZM161 38H162V37H161ZM184 38H185V37H184ZM196 38H197V37H196ZM223 38H224V37H223ZM232 38H233V36H232ZM240 38H241V37H240ZM111 39L113 40V38H111ZM203 39H204V38H203ZM209 39H211V38L209 37ZM221 39H222V38H221ZM224 39L226 40V38H224ZM227 39L229 40V38H227ZM248 39H249V38H248ZM57 40H56L55 42L58 43ZM103 40H104V38H103ZM103 40H102V41H103ZM106 40H107V39H106ZM119 40H120V39H119ZM121 40H122V41H121L120 43L122 44V43H123V38H122ZM134 40H135V38H134ZM138 40H141V39H138ZM159 40H161V39L159 38ZM200 40L202 41V39H200ZM213 40H214V39H213ZM218 40H219V39H218ZM232 40H233V39H232ZM234 40H235V39H234ZM253 40H254V39H253ZM61 41H62V40H61ZM61 41H60L59 43H61ZM63 41H64V40H63ZM107 41H108V40H107ZM110 41H111V40L108 41V42H109L108 44H110L111 42H112V43H115V42H113V41H111V42H110ZM129 41H130V40H129ZM151 41L153 42V40H151ZM175 41H176V40H175ZM204 41H205V39H204ZM206 41H207V40H206ZM209 41H210V40H209ZM222 41H223V39H222ZM235 41H236V40H235ZM243 41H244V40H243ZM245 41H247V40H245ZM37 42H40V41L37 40ZM51 42H53V41H51ZM72 42H73L72 45H73V47H74V53H75V54L78 53V52L81 53V49H80L81 47L78 45L77 41L74 40V41H72ZM104 42H105V41H104ZM212 42H213V41H212ZM217 42H218V41H217ZM217 42H216V43H217ZM219 42H220V41H219ZM233 42H234V41H233ZM240 42H241V41H240ZM260 42H262V41H260ZM40 43H42V42H40ZM57 43H55L54 45H56ZM62 43H63V44H62ZM62 43H61V44L64 45V42H62ZM105 43H106V42H105ZM117 43H118V42H116V45H120V44H117ZM139 43H140V45H141V42H139ZM195 43H196V42H195ZM209 43H211V42H209ZM235 43H236V42H235ZM32 44H33V43H32ZM37 44H38V43H37ZM37 44H36V46L38 47L39 44H38V45H37ZM47 44H48V43H47ZM61 44H58V45L61 46V49H63L64 46H63V48H62V45H61ZM68 44H70V43H68ZM124 44H125V42H124ZM130 44H131V41H130ZM133 44H134V43H133ZM151 44H152V43H151ZM157 44H158V43H157ZM172 44H173V43H172ZM207 44H208V43H207ZM213 44H215V42H214ZM218 44H219V43H218ZM230 44H231V43H230ZM236 44H237V43H236ZM239 44H240V43H239ZM241 44L243 45V44H245V43H241ZM51 45H53V43H52ZM122 45H123V44H122ZM122 45H121V46H122ZM126 45L130 47V45L128 44V42H127ZM143 45H144V44H143ZM146 45H147V44H146ZM183 45H184V44H183ZM215 45H217V44H215ZM222 45H223V44H222ZM224 45H226V44H224ZM224 45H223V47L225 48ZM237 45H238V44H237ZM19 46H20V45H19ZM21 46H22V45H21ZM41 46H42V45H41ZM41 46H39V47H41ZM114 46H115V44H114ZM121 46H120V48H118V47L116 46L115 48L118 49V50H116V51H122L121 49H124V48L121 47ZM123 46L125 47V49H126V48H127V49L129 48V47H126L125 45H123ZM157 46H159V45H157ZM180 46H181V45H180ZM187 46H188V45H187ZM187 46H185V47H187ZM239 46H240V45H239ZM239 46H235V47L238 48ZM245 46H246V45H245ZM22 47H23V46H22ZM25 47H26V46H25ZM37 47H36V48H37ZM42 47H43V46H42ZM49 47H50V46H49ZM51 47H53V46H51ZM55 47H56V46H54V48H55ZM73 47H72V48H73ZM104 47H105V45H104ZM175 47H176V46H175ZM175 47H174V48H175ZM181 47H182V46H181ZM189 47H190V46H189ZM229 47H230V46H229ZM231 47H232V45H231ZM56 48L59 49L60 47H59V48L56 47ZM106 48H107V47H106ZM130 48H131V47H130ZM158 48H159V47H158ZM179 48H180V47H179ZM218 48H220V46H219ZM221 48H222V47H221ZM237 48H234V49L236 50ZM249 48H250V47H249ZM261 48H262V47H261ZM24 49H25V48H24ZM28 49H29V48H28ZM61 49H60V50H61ZM68 49H69V48H68ZM119 49H120V50H119ZM125 49H124V50H125ZM191 49H192V48H191ZM202 49H203V48H202ZM241 49H242V48H241V46H240V50H239V51H242ZM243 49H244V51H245V48H243ZM26 50H27V49H26ZM26 50H25V52H26ZM30 50H31V48H30ZM30 50H29V51H30ZM39 50H40V49H39ZM42 50H43V49H41L40 52H43ZM65 50H66V49H65ZM69 50H70V49H69ZM69 50H68V51H69ZM124 50H123V53L125 54L126 50H125V51H124ZM131 50H135V49L132 48ZM131 50L129 49L128 51H131ZM158 50H161V52H162L163 48H162V49H158ZM170 50H171V49H170ZM180 50H181V49H180ZM200 50H201V49H200ZM200 50H197V51L199 52ZM227 50H228V49H227ZM230 50H231V49H230ZM232 50H233V48H232ZM19 51H20V50H19ZM27 51H28V50H27ZM31 51H32V50H31ZM37 51H38V50H37ZM62 51H63V50H61V53H62ZM139 51H140V50H139ZM147 51H148V50H147ZM147 51H146L145 53H147ZM184 51H185V50H184ZM187 51H188V49H187ZM189 51H190V50H189ZM189 51H188V52H189ZM197 51H195L194 53H196ZM202 51H203V50H202ZM206 51H208V50H205V53H206ZM221 51H222V49H221ZM237 51H238V50H237ZM247 51H248V49H247ZM252 51H253V50H252ZM22 52H23V50H22ZM57 52H58V51H57ZM63 52H64V51H63ZM105 52H106V51H105ZM131 52H132V51H131ZM151 52H152V51H151ZM163 52H164V51H163ZM188 52H187V53H188ZM209 52H211V51H209ZM222 52H223V51H222ZM235 52H236V51H235ZM235 52H234V53H235ZM249 52H250V50L248 51V53H249ZM253 52H254V53H253L254 55H253L252 53H249V54L251 55V57H252V55H253L252 59L254 60L255 65L259 68L258 70H260V71L264 74V53L259 54V53H257L256 51H253ZM27 53H28V52H27ZM29 53H30V52H29ZM126 53H127V52H126ZM148 53H150V52H148ZM148 53H147V54H148ZM184 53H185V52H184ZM191 53H192V52H191ZM207 53H208V52H207ZM217 53H218V52H217ZM238 53H240V52H238ZM245 53H246L247 55H249L246 51H245ZM245 53H243V54H245ZM128 54H129L131 57H133V55H131L130 53H128ZM156 54H157V53H156ZM156 54H155V55H156ZM167 54H169V53H167ZM171 54H172V53H171ZM181 54H183V53H181ZM185 54H186V53H185ZM189 54H190V53H189ZM197 54H198V53H197ZM211 54H212V53H211ZM214 54H215V53H214ZM236 54H237V53H236ZM43 55H44V54H43ZM61 55H62V54H61ZM63 55L65 56V53H63ZM125 55H127V54H125ZM149 55H150V54H149ZM186 55H187V54H186ZM191 55H192V54H191ZM191 55H190V56H191ZM199 55H201V54L199 53ZM205 55H206V54H205ZM220 55H221V54H220ZM220 55H217V56L220 57ZM225 55H228V54H225ZM29 56H30V54H29ZM44 56H45V55H44ZM130 56H129V57H130ZM161 56H163V53H162ZM174 56H175V55H174ZM196 56H197V55H196ZM196 56H195V58H197ZM207 56H208V55H207ZM244 56H245V55H244ZM30 57H32V56H30ZM68 57H69V56H68ZM91 57H92V56H91ZM126 57H127V56H126ZM153 57H154V56H153ZM153 57H152V58H153ZM163 57H164V56H163ZM166 57H167V56H166ZM171 57H173V55L170 56V58H171ZM176 57H177V56H176ZM200 57H201V56H200ZM200 57H199V58H200ZM205 57H206V56H204V58H205ZM43 58H45V57H43ZM51 58H52V57H51ZM174 58H175V57H174ZM174 58H173V59H174ZM185 58H187V57H185ZM188 58H189V57H188ZM202 58H203V57H202ZM202 58H201V59H202ZM206 58H207V57H206ZM212 58H213V57H212ZM212 58H211V59H212ZM234 58H235V57H234ZM242 58H243V57H242ZM20 59H21V58H20ZM62 59H63V58H62ZM167 59H168V58H166V60H167ZM173 59H172V60H173ZM178 59H179V58H178ZM197 59H198V58H197ZM201 59H200V60H201ZM208 59H209V58H208ZM222 59H223V58H222ZM224 59H225V58H224ZM246 59H247V58H246ZM43 60H44V59H43ZM45 60H46V59H45ZM53 60H54V59H53ZM56 60H57V59H56ZM125 60H126V59H125ZM132 60H133V59H132ZM168 60H169V59H168ZM170 60H171V59H170ZM172 60H171V61H172ZM186 60H187V59H186ZM213 60H214V59H213ZM213 60H211V61L213 62ZM227 60H228V59H227ZM229 60H230V59H229ZM233 60H234V59H233ZM233 60H231V61L234 62V63H236L235 60H237V58H236L234 61H233ZM250 60H251V59H250ZM21 61H22V60H21ZM31 61H32V59H31ZM62 61H63V60H62ZM164 61H165V60H164ZM175 61H176V60L174 59V61H172V62L175 63ZM177 61H178V60H177ZM189 61H190V60H189ZM193 61H194V60H193ZM193 61H192V62H193ZM196 61L198 62V60H196ZM218 61H221V60L218 59ZM239 61H240V56H239ZM239 61H237V62H239ZM251 61H252V60H251ZM42 62H44V61H42ZM172 62H171V63H172ZM197 62H196V63H197ZM224 62H226V61H224ZM227 62H229V61H227ZM232 62H231V63H232ZM242 62H243V61H242ZM247 62H249V58H248V61H247ZM8 63H9V62H8ZM18 63H19V62H18ZM21 63H22V62H21ZM30 63H32V62H30ZM46 63H47V61H46ZM62 63H63V62H62ZM141 63H142V62H141ZM165 63H167V62H165ZM169 63H170V62H169ZM174 63H173V64H174ZM217 63H218V62H217ZM220 63H221V62H220ZM249 63H250V62H249ZM14 64H15V62H14ZM73 64H74V73H75V74H81V71H80L79 66L76 65V64H78V62L75 61ZM175 64H178V63L176 62ZM205 64L207 65V63H205ZM205 64H204V65H205ZM209 64H210V63H209ZM212 64H213V63H212ZM225 64H228V63H225ZM229 64H230V63H229ZM246 64H247V63H246ZM31 65H32V64H31ZM48 65H49V64H47L46 66H48ZM199 65H200V64H199ZM210 65H211V64H210ZM221 65H222V63H221ZM230 65H231V64H230ZM248 65H249V66H248ZM248 65H247L248 67H251L250 64H248ZM255 65H254V66H255ZM173 66H174V65H173ZM178 66H179V65H178ZM191 66H192V65H191ZM197 66H198V65H197ZM214 66H215V65H214ZM218 66H219V65H218ZM232 66H233V65H231V68H232ZM236 66H237V65H236ZM240 66H241V65H239V67H240ZM243 66L245 67V64H243ZM254 66H252L253 69H256ZM14 67H15V66H14ZM23 67H24V66H23ZM38 67H39V66H38ZM42 67H43V66H42ZM66 67H67V69L69 70V66H68V64L66 65ZM154 67H155V66H154ZM189 67H190V66H189ZM189 67H188V68H189ZM201 67H202V66H201ZM201 67H200V68H201ZM219 67H220V66H219ZM225 67H226V65H225ZM233 67H234V66H233ZM241 67H242V66H241ZM16 68H17V67H16ZM25 68H26V67H25ZM31 68H32V66H31ZM169 68L171 69L170 66H169ZM211 68H212V67H211ZM216 68H218V67L216 66ZM220 68H221V67H220ZM223 68H224V65H223ZM231 68H230V69H231ZM237 68H238V67H237ZM18 69H19V67H18ZM28 69H30V68H26V70H28ZM48 69H49V67H48ZM67 69H66V71H67ZM154 69H155V68H154ZM170 69H169V70H170ZM175 69H177V66H176ZM198 69H199V66H198ZM207 69H209V68H207ZM230 69H229V70H230ZM233 69H234V68H233ZM235 69H236V67H235ZM240 69H241V68H240ZM245 69H246V68H245ZM247 69H248V68H247ZM250 69H251V68H250ZM201 70H202V69H201ZM214 70H215V69H214ZM218 70H219V69H218ZM238 70H239V69H238ZM23 71H24V70H23ZM30 71H31V69H30ZM30 71H29V73H30ZM69 71H70V70H69ZM136 71H137V70H136ZM156 71H157V70H156ZM174 71H175V70H174ZM176 71H178V70H176ZM179 71H182V70L180 69V67H179ZM198 71H199V70H198ZM230 71H231V70H230ZM236 71H237V70H236ZM254 71H255V70H254ZM38 72H39V71H38ZM42 72H43V71H42ZM61 72H62V71H61ZM158 72H160V71H158ZM199 72H200V71H199ZM231 72H232V71H231ZM246 72H247V70H246ZM23 73H24V72H23ZM50 73H51V72H50ZM131 73H133V72H131ZM131 73H130V74H131ZM151 73H152V72H151ZM174 73H175V72H174ZM176 73H177V72H176ZM176 73H175V74H176ZM181 73H182V72H181ZM191 73H192V72H191ZM215 73H216V72H215ZM236 73H237V72H236ZM238 73H239V71H238ZM251 73H253V72H251ZM256 73H257V72H256ZM25 74H27V73H25ZM39 74H40V73H39ZM57 74H58V73H57ZM153 74H154V73H153ZM160 74H161V73H160ZM178 74H180V72H178ZM178 74H176V75H178ZM229 74H230V73H229ZM229 74H228V76H229ZM241 74H242V73H241ZM241 74H240V75H241ZM247 74H248V72H247ZM257 74H258V73H257ZM15 75H16V73H15ZM15 75H14V76H15ZM21 75H22V74H21ZM29 75H31V73H30ZM29 75H28V76H29ZM41 75H42V74H41ZM161 75H162V74H161ZM163 75H165V74H163ZM172 75H174V74H173V71H172ZM222 75H223V74H222ZM232 75H233V74H232ZM236 75H237V74H236ZM242 75H243V74H242ZM244 75H245V74H244ZM252 75H253V74H252ZM24 76H25V75H24ZM26 76H27V75H26ZM38 76H39V75H38ZM58 76H59V75H58ZM156 76H157V75H156ZM158 76L160 77V75H158ZM179 76H180V75H179ZM217 76H218V74H217ZM230 76H231V75H230ZM234 76H235V74H234ZM249 76H251V74H250ZM29 77H31V76H29ZM29 77H28V79H29ZM164 77H165V76H164ZM167 77H168V76H167ZM200 77L202 78V76H200ZM219 77H220V76H219ZM219 77H218V78H219ZM231 77H232V76H231ZM255 77H256V76H255ZM257 77H258V75H257ZM12 78H13V77H12ZM14 78H15V77H14ZM51 78H52V77H51ZM125 78H126V77H125ZM127 78H128V77H127ZM213 78H215V77L213 76ZM232 78H233V77H232ZM249 78H250V77H249ZM16 79H17V78H16ZM20 79H22V76H21ZM20 79H19V80H20ZM25 79H27V77L24 78V80H25ZM165 79H166V78H165ZM227 79H228V78H227ZM227 79H226V80H227ZM229 79H230V78H229ZM233 79H235V78H233ZM237 79L240 80L241 77H240V79H239V77H238ZM251 79H252V78H251ZM6 80H7V79H6ZM6 80H5V81H6ZM19 80H18V81H19ZM30 80H31V78L29 79V82H30ZM40 80H41V79H40ZM58 80H59V79H58ZM118 80H119V79H118ZM130 80H131V79H130ZM154 80H155V79H154ZM171 80H172V78H171ZM182 80H184V79L182 78ZM203 80H204V79H203ZM217 80H218V79H217ZM217 80H216V81H217ZM18 81H17V82H18ZM41 81H42V80H41ZM53 81H54V80H53ZM146 81H147V80H146ZM158 81H159V80H158ZM208 81H209V80H208ZM212 81H213V80H212ZM222 81H223V80H222ZM222 81H221V82H222ZM233 81H234V80H233ZM236 81H237V80H236ZM246 81H247V80H246ZM8 82H9V81H8ZM22 82H25V81H22ZM75 82H76V81H75ZM156 82H157V81H156ZM174 82H175V81H174ZM217 82H218V81H217ZM217 82H216V83H217ZM219 82H220V81H219ZM221 82H220L219 84H221ZM238 82H239V81H238ZM240 82H242V81H240ZM240 82H239L238 84H240ZM243 82H244V81H243ZM249 82H250V81H249ZM35 83H36V82H35ZM165 83H168V82H165ZM207 83H208V82H207ZM209 83H210V82H209ZM214 83H215V82H213L212 84H214ZM228 83H229V82H228ZM228 83H227V84H228ZM234 83H235V81H234ZM25 84L27 85V83H25ZM25 84H24V87H25ZM202 84H203V83H202ZM224 84H225V82H224ZM235 84H236V83H235ZM262 84H263V83H262ZM6 85H7V84H6ZM13 85H14V84H13ZM22 85H23V84H22ZM41 85H44V84H41ZM55 85H56V84H55ZM157 85H158V84H157ZM242 85L244 86V84H242ZM53 86H54V85H53ZM53 86H52V87H53ZM59 86H60V85H59ZM59 86H58V88H59ZM129 86H130V84H129ZM139 86H140V85H139ZM239 86H240V85H239ZM246 86H247V82H246L245 87H246ZM253 86H255V85L253 84ZM260 86H262V85H260ZM12 87H13V86H12ZM21 87H22V86H21ZM24 87L22 88L21 92L24 91L25 88H28L27 86H26L25 88H24ZM54 87H55V86H54ZM60 87H61V86H60ZM114 87H115V86H114ZM178 87H179V86H178ZM197 87H199V86H197ZM227 87H228V86H227ZM236 87H237V84H236ZM236 87H235V89H237ZM247 87H248V86H247ZM249 87H250V86H249ZM249 87H248L247 89H249ZM163 88H164V87H163ZM180 88H181V87H180ZM217 88H218V87H217ZM217 88H216V89H217ZM243 88H244V87H243ZM252 88H254V87H252ZM252 88H251V89H252ZM259 88H260V87H259ZM259 88H257V90H258ZM20 89H21V88H20ZM37 89H38V88H37ZM55 89H56V88H55ZM91 89H92V88H91ZM128 89H129V88H128ZM165 89H166V88H165ZM254 89H255V88H254ZM18 90H19V88H18ZM26 90H27V89H26ZM39 90H40V89H39ZM41 90H42V89H41ZM43 90H45V86H44V89H43ZM131 90H132V89H131ZM169 90H170V89H169ZM214 90H215V87H214ZM217 90H218V89H217ZM217 90H216V91H217ZM238 90H239V87H238ZM238 90H236V91H238ZM257 90H256V91H257ZM1 91H2V90H0V92H1ZM56 91H57V90H56ZM61 91H62V90H61ZM120 91H121V90H120ZM138 91H139V90H138ZM190 91H191V90H190ZM218 91H220V90H218ZM222 91H223V90H222ZM254 91H255V90H254ZM260 91L263 92L264 89H263V90L260 89ZM16 92H17V90H16ZM16 92H15V93H16ZM18 92H19V91H18ZM21 92H20V93H21ZM40 92H41V91H40ZM43 92H44V91H42V93H43ZM151 92H152V91H151ZM196 92H197V91H196ZM207 92H208V91H207ZM212 92H213V91H212ZM212 92H211V93H212ZM220 92H221V91H220ZM241 92H242V91H241ZM243 92L246 93V90L243 91ZM248 92H249V91H248ZM10 93H11V92H10ZM15 93H14L13 96H15ZM67 93H68V92H67ZM166 93H167V92H166ZM208 93H209V92H208ZM263 93H264V92H263ZM18 94H19V93H18ZM21 94H22V93H21ZM38 94H40V93H38ZM58 94H59V93H58ZM60 94H61V93H60ZM123 94H124V93H123ZM148 94H149V93H148ZM214 94H215V93H214ZM214 94H213V95H214ZM216 94H217V93H216ZM220 94H221V93H220ZM247 94H248V93H247ZM251 94H254V92L251 93ZM258 94H259V93H258ZM258 94H257V95H258ZM9 95H10V94H9ZM19 95H20V94H19ZM22 95H23V94H22ZM42 95H43V94H42ZM121 95H122V94H121ZM196 95H197V94H196ZM217 95H218V94H217ZM245 95H246V94H245ZM254 95H255V94H254ZM257 95H255V96H257ZM38 96H39V95H38ZM43 96H44V95H43ZM51 96H52V94H51ZM53 96H54V95H53ZM59 96H60V95H59ZM189 96H190V95H189ZM261 96H262V95H261ZM191 97H192V96H191ZM218 97H219V96H218ZM220 97H221V96H220ZM222 97H223V94H222ZM229 97H230V96H229ZM257 97H258V96H257ZM257 97H255V98H257ZM263 97H264V96H263ZM6 98H7V97H6ZM11 98H12V97H11ZM19 98H20V96H19ZM31 98H32V97H31ZM67 98H68V97H67ZM232 98H234V97L232 96ZM235 98H236V96H235ZM235 98H234V99H235ZM238 98H239V97H238ZM12 99H13V98H12ZM14 99H15V98H14ZM17 99H18V97H17ZM55 99H56V98H55ZM198 99H199V98H198ZM203 99H204V97L202 98V100H203ZM234 99H233V100H234ZM239 99H240V98H239ZM241 99L243 100V98H241ZM252 99H253V98H252ZM252 99H251V100H252ZM258 99H259V98H258ZM30 100H31V99H30ZM59 100H60V99H59ZM95 100H96V99H95ZM215 100H216V99H215ZM237 100H238V99H237ZM244 100H245V98H244ZM247 100H248V99H247ZM260 100H261V98H260ZM14 101H15V100H14ZM14 101H13V102H14ZM38 101H39V100H38ZM38 101H37V102H38ZM61 101H62V100H61ZM120 101H121V100H120ZM248 101H249V100H248ZM252 101H253V100H252ZM257 101H258V100H257ZM263 101H264V98H263L262 102H263ZM23 102H24V101H23ZM43 102H44V101H43ZM206 102H207V101H206ZM209 102H210V101H209ZM209 102H208V104H210ZM231 102H232V101H231ZM235 102H236V100H235ZM250 102H251V101H250ZM262 102H261V103H262ZM34 103H36V102H34ZM44 103H45V102H44ZM211 103H212V102H211ZM236 103H238V102H236ZM3 104H4V103H3ZM10 104H11V103H10ZM61 104H62V103H61ZM130 104H131V102H130ZM137 104H138V103H137ZM204 104H206V103H204ZM252 104H253V103H252ZM37 105H39V104H37ZM121 105H122V104H121ZM174 105H175V104H174ZM201 105H202V104H201ZM236 105H238V104H236ZM241 105H243V104H241ZM241 105H240V106H241ZM254 105H256V104H254ZM42 106H43V105H42ZM62 106H63V105H62ZM150 106H151V105H150ZM243 106H245V105H243ZM248 106H249V105H246V107H248ZM256 106L259 107L258 105H256ZM7 107H8V106H7ZM10 107H11V106H10ZM26 107H27V106H26ZM38 107H39V106H38ZM121 107H122V106H121ZM152 107H153V106H152ZM188 107H190V106H188ZM205 107H206V106H205ZM221 107H222V106H221ZM237 107H238V106H237ZM59 108H60V107H59ZM250 108H251V107H250ZM34 109H35V108H34ZM54 109H55V107H54ZM96 109H97V108H96ZM128 109H129V108H128ZM141 109H142V108H141ZM207 109H208V108H207ZM211 109H212V108H211ZM221 109H222V108H221ZM238 109H239V108H238ZM247 109H248V108H247ZM255 109H256V108H255ZM257 109H258V108H257ZM61 110H63V109L61 108ZM122 110H123V109H122ZM158 110H159V109H158ZM239 110H241V108H240ZM244 110H245V109H244ZM253 110H254V109H253ZM258 110H259V111H258V112H259L258 114H255V116H254L253 114H249V115H247V116L245 117L244 121H245L247 124H248V123H253L252 117H255V118H256V121H257L258 124H259V126H260L261 124H263V125H261V127L258 126V128H260L259 130H261V134H260V135L263 136V138H264V107H261V108L258 109ZM63 111H64V110H63ZM219 111H220V110H219ZM242 111H243V110H242ZM246 111H247V110H246ZM149 112H151V111H149ZM202 112H203V111H202ZM252 112H253V111H252ZM41 113H42V112H41ZM189 113H190V112H189ZM216 113H217V112H216ZM220 113H221V112H220ZM227 113H228V112H227ZM230 113H231V112H230ZM234 113H237V111L234 112ZM242 113H244V112H242ZM247 113H249V112H247ZM247 113H246V114H247ZM54 114H55V113H54ZM60 114H61V113H60ZM100 114H101V113H100ZM0 115H1V114H0ZM46 115H47V114H46ZM63 115H64V114H63ZM69 115H70V113H69ZM131 115H132V114H131ZM131 115H130V117H131ZM227 115H228V114H227ZM230 115L232 116V114H230ZM103 116H104V115H103ZM206 116H207V115H206ZM217 116H218V115H217ZM224 116H225V115H224ZM243 116H244V115H243ZM48 117H49V116H48ZM219 117H220V116H219ZM228 117H230V116H228ZM232 117H233V116H232ZM239 117H240V116H239ZM15 118H16V117H15ZM60 118H62V117L60 116ZM68 118H69V117H68ZM150 118H151V117H150ZM155 118H156V117H155ZM70 119H71V117L69 118V120H70ZM76 119L78 120V122H79L80 124H82V127L80 128V133H81V135H83V137L85 136L86 140H87L88 142H90L91 144L95 145V147H96L97 150L99 151V144H100L99 139H98V138H96V139L94 138V139H95L94 141H91V140H90V138H89V136H88V134H87L86 128H85V124H86V123H85V121H83L81 114H77V115H76ZM118 119H119V118H118ZM160 119H161V117L159 118V120H160ZM222 119H223V117H222ZM224 119H226V118H224ZM23 120H24V119H23ZM33 120H34V119H33ZM115 120H117V119H115ZM161 120H163V119H161ZM174 120H175V119H174ZM236 120H238V119H236ZM236 120H235V121H236ZM254 120H255V119H254ZM92 121H93V120H92ZM164 121H165V120H164ZM182 121H183V119H182ZM199 121H200V123L203 122V120L201 121L200 119H199ZM205 121L207 122V120H205ZM215 121H216V120H215ZM230 121H232V120H230ZM230 121H228V122L230 123ZM11 122H12V121H11ZM21 122H22V121H21ZM59 122H60V121H59ZM71 122H72V121H71ZM153 122H154V121H153ZM157 122H158V121H157ZM184 122H185V121H184ZM186 122H188V121H186ZM193 122L196 123V121H192L191 123H193ZM206 122H205V123H206ZM213 122H214V121H213ZM223 122H224V121H223ZM245 122H244V123H245ZM60 123H61V122H60ZM68 123H69V122H68ZM125 123H126V122H125ZM203 123H204V122H203ZM215 123H217V122H214V125H215ZM220 123H221V122H220ZM236 123H237V122H236ZM236 123H235V124H236ZM238 123H240V121H239ZM238 123H237V124H238ZM32 124H33V123H32ZM54 124H55V123H54ZM70 124H72V123H70ZM80 124H79V125H80ZM152 124H153V123H152ZM197 124H198V123H197ZM208 124H209V123H208ZM247 124H246V125H247ZM253 124H254V123H253ZM256 124H257V123H256ZM126 125H127V124H126ZM175 125H176V124H175ZM184 125H185V124H184ZM195 125H196V124H195ZM214 125H213V126H214ZM230 125H231V124H230ZM243 125H244V124H243ZM243 125H240V126L243 127ZM33 126H34V125H33ZM56 126H57V125H56ZM68 126H69V125H68ZM71 126H72V125H71ZM152 126H153V125H152ZM228 126H229V125H228ZM231 126H232V125H231ZM60 127H61V125H60ZM124 127H125V126H124ZM178 127H179V126H178ZM238 127H239V126H238ZM245 127H246V126H245ZM249 127H250V125H249ZM251 127H252V126H251ZM13 128H14V127H13ZM18 128H19V127H18ZM55 128H57V127H55ZM61 128H62V127H61ZM135 128H139V127H135ZM144 128H145V127H144ZM146 128H147V127H146ZM148 128H149V127H148ZM148 128H147V129H148ZM150 128H151V126H150ZM211 128H212V127H211ZM225 128H226V127H225ZM233 128H234V127H233ZM236 128H237V127H236ZM247 128H248V127H247ZM255 128H256V126H255ZM258 128H257V129H258ZM0 129H1V128H0ZM10 129H11V128H10ZM147 129H146V132L148 131ZM151 129H154V128H151ZM151 129H150V130H151ZM239 129H240V127H239ZM239 129L237 128V129H235V130L238 131ZM241 129H242V128H241ZM250 129H251V128H250ZM252 129H254V128H252ZM55 130H56V129H55ZM70 130H71V132H72V128H71ZM119 130H120V129H119ZM140 130H142V129H140ZM150 130H149V131H150ZM197 130H198V129H197ZM214 130H215V129H214ZM228 130H229V129H228ZM230 130H231V129H230ZM233 130H234V129H233ZM233 130H232V131H233ZM243 130H244V129H243ZM254 130H255V129H254ZM73 131H74V130H73ZM100 131H101L103 134H109L108 130H106V129H104V128H102ZM151 131H152V133H153V130H151ZM156 131H157V130H156ZM194 131H195V130H194ZM237 131H235V132H233V133H230L231 135L229 134V135L227 136V138H228V139H234V140L236 139L235 142H237V141H239L240 139H242V138H243V136H242V135H243V132L240 133V134H238L240 131H239V132H237ZM255 131H256V130H255ZM1 132H2V131H1ZM27 132H28V131H27ZM64 132H65V131H64ZM69 132H70V131H69ZM131 132H132V131H131ZM198 132H199V131H198ZM215 132H216V131H215ZM244 132H246V131H244ZM248 132H249V131H248ZM8 133H10V132H8ZM72 133H73V132H72ZM72 133H71L70 135H73V137H74L75 134H72ZM166 133H167V131H166ZM174 133H175V132H174ZM208 133H209V132H208ZM249 133H250V132H249ZM255 133H258V132H255ZM76 134H77V133H76ZM135 134H136V133H135ZM241 134H242V135H241ZM59 135H60V133H59ZM146 135H147V134H146ZM185 135H186V134H185ZM194 135H195V134H194ZM226 135H227V134H226ZM244 135H246V134H244ZM250 135H251V134H250ZM258 135H259V134H258ZM23 136H24V135H23ZM75 136H76V135H75ZM77 136H78V135H77ZM126 136H127V135H126ZM154 136H155V135H154ZM169 136H170V135H169ZM169 136H168V137H169ZM181 136H182V134H181ZM211 136H212V135H211ZM253 136H255V135L252 134L251 137H253ZM168 137H166V138H168ZM187 137H188V136H187ZM196 137H197V136H196ZM6 138H7V137H6ZM12 138H13V137H12ZM64 138H65V137H64ZM69 138H70V136H69ZM74 138H75V137H74ZM74 138H72V139L74 140ZM78 138H79V139H78ZM176 138H177V137H176ZM176 138H175V139H176ZM178 138H179V137H178ZM212 138H213V137H212ZM227 138H225V139L227 140ZM254 138H255V137H254ZM256 138H257V137H256ZM70 139H71V138H70ZM237 139H238V140H237ZM243 139H244V138H243ZM246 139H247V137H246ZM252 139H253V138H252ZM77 140L80 141V137H77ZM77 140H75V141H77ZM131 140H132V139H131ZM169 140H173V137H171ZM226 140H223V147H224V142H225ZM244 140H245V139H244ZM247 140H248V139H247ZM259 140H260V138H259ZM259 140H258V141H259ZM38 141H39V140H38ZM62 141H63V139H62ZM64 141H65V140H64ZM81 141H82V140H81ZM149 141H150V140H149ZM151 141H152V139H151ZM157 141H158V140H157ZM203 141H204V140H203ZM218 141H219V140H218ZM227 141H228V140H227ZM227 141H226V142H227ZM256 141H257V140H256ZM262 141H263V140H261V142H262ZM36 142H37V141H36ZM36 142H35V143H36ZM69 142H70V141H69ZM72 142H73V141H72ZM134 142H135V140H134ZM154 142H155V140H154ZM214 142H215V141H214ZM220 142H221V141H220ZM228 142H232V140H231V141H228ZM228 142L226 143V146H227ZM259 142H260V141H259ZM55 143H56V142H55ZM55 143H54V144H55ZM74 143H75V142H74ZM77 143H78V141H77ZM157 143H158V142H157ZM238 143H239V142H238ZM241 143H243V142H241ZM247 143H248V142H246V144H247ZM249 143H250V140H249ZM249 143H248V144H249ZM251 143H252V142H251ZM262 143H263V142H262ZM54 144H53V145H54ZM70 144H71V143H70ZM82 144H83V142H82ZM149 144H150V143H149ZM149 144H148V145H149ZM165 144H166V143H165ZM216 144H218V143H216ZM246 144H245V145H246ZM53 145H52V146H53ZM153 145H155V144H153ZM218 145H221V144H218ZM233 145H234V143H233ZM235 145H238V144H235ZM258 145H259V144H258ZM63 146H64V145H63ZM69 146H70V145H69ZM81 146H82V145H81ZM130 146H131V145H130ZM149 146H150V145H149ZM149 146H147L148 149H150ZM230 146H231V147H229L228 149L231 151L230 148H232V143L230 144ZM238 146H239V145H238ZM238 146H237V149H240V148H238ZM240 146H242V145H240ZM243 146H244V145H243ZM59 147H60V145H59ZM74 147H75V146H74ZM76 147H77V146H76ZM131 147H132V146H131ZM139 147H140V146H139ZM151 147H152V146H151ZM210 147H214V146H213V145H212V146L210 145ZM210 147H209V148H210ZM216 147H217V146H216ZM220 147H221V146H220ZM247 147L250 148V145L247 146ZM251 147H252V145H251ZM253 147H256V146H253ZM258 147H259V146H258ZM30 148H31V147H30ZM78 148H79V147H78ZM82 148H83V147H82ZM152 148H153V147H152ZM204 148H205V147H204ZM204 148H203V150H204ZM214 148H215V147H214ZM218 148H219V147H218ZM218 148H217L216 150H219ZM225 148H227V147H225ZM233 148L235 149L234 146H233ZM261 148H262V147H261ZM36 149H37V148H36ZM70 149H72V148H70ZM86 149H87V148H86ZM86 149H85V150H86ZM210 149H211V148H210ZM234 149H233V150H234ZM242 149H243V147H242ZM244 149H245V148H244ZM252 149H254V148H252ZM256 149H257V148H256ZM258 149H260V148H258ZM258 149H257V150H258ZM50 150H51V149H50ZM52 150H53V149H52ZM54 150H55V149H54ZM58 150H60V149H58ZM63 150H64V149H63ZM78 150H79V149H77V152H78ZM83 150H84V148H83ZM87 150H88V149H87ZM87 150H86V151H87ZM131 150H132V149H131ZM185 150H186V149H185ZM213 150H214V149H213ZM221 150H222V149H221ZM75 151H76V150H75ZM127 151H128V150H127ZM142 151H143V150H142ZM214 151H215V150H214ZM236 151H237V150H236ZM239 151H240V150H239ZM239 151H238V152H239ZM244 151H245V150H244ZM248 151H250V149H248L247 152H248ZM252 151H253V150H252ZM258 151H259V150H258ZM262 151H263V149H262ZM30 152H31V153H32V152L36 153L37 150L34 149V151H30ZM50 152H51V151H50ZM63 152H64V151H63ZM63 152H62V153H63ZM191 152H193V151H191ZM219 152H220V151H219ZM79 153H81V152H79ZM79 153H78V154H79ZM104 153H105V152H104ZM138 153H139V152H138ZM138 153H137V154H138ZM198 153H199V152H198ZM241 153H243V152H241ZM255 153H256V151H255ZM257 153H258V152H257ZM49 154H50V153H49ZM49 154H48V155H49ZM64 154H65V153H64ZM72 154H73V153H72ZM81 154H82V153H81ZM144 154H145V153H144ZM230 154H231V153H230ZM260 154H261V153H259V154H257V155L261 156ZM87 155H88V153H87ZM110 155H111V154H110ZM77 156H78V155H77ZM83 156H84V155H83ZM160 156H161V155H160ZM240 156H242V157L244 156V157H245V155H240ZM60 157H61V156H60ZM69 157H70V156H69ZM69 157H68V158H69ZM72 157L74 158V156H72ZM78 157H79V156H78ZM80 157H81V156H80ZM89 157H90V156H89ZM207 157H208V156H207ZM62 158H63V156H62ZM82 158H83V157H82ZM136 158H137V157H136ZM159 158H160V157H159ZM204 158H205V157H204ZM249 158H250V157H249ZM261 158H263V156H262ZM46 159H47V158H46ZM51 159H52V157H51ZM74 159H75V158H74ZM74 159H73V160H72V159H69V161L72 160V164H76V165L79 164V163H73V162H74ZM76 159L78 160V158H76ZM218 159H220V158H218ZM244 159H245V158H244ZM263 159H264V158H263ZM26 160H27V159H26ZM59 160H60V159H59ZM88 160H89V159H88ZM91 160H92V159H91ZM91 160H89V161H91ZM246 160H247V159H246ZM27 161H28V160H27ZM32 161H33V160H32ZM60 161H61V160H60ZM79 161H80V160H79ZM79 161H78V162H79ZM85 161H86V160H85ZM169 161H170V160H169ZM262 161H263V160H262ZM24 162H25V161H24ZM45 162H46V160H45ZM45 162H44V163H45ZM75 162H76V161H75ZM80 162H81V161H80ZM238 162H239V161H238ZM258 162H259V161H258ZM40 163H41V162H40ZM81 163H82V162H81ZM85 163H86V162H85ZM199 163H200V162H199ZM263 163H264V162H263ZM19 164H20V163H19ZM72 164H71V165H72ZM83 164H84V163H83ZM90 164H91V162L89 163V165H90ZM250 164H251V165H256V164H253V163H250ZM5 165H6V163H5ZM24 165H26V163H25ZM24 165H23V166H24ZM60 165H61V164H60ZM60 165H59V166H60ZM63 165H64V163H63ZM63 165H62V166H63ZM68 165H70V164H68ZM76 165H74V166H76ZM85 165L87 166L88 164H85ZM85 165H84V166H85ZM91 165H93V164H91ZM180 165H181V164H180ZM180 165H178L177 169L180 167ZM216 165H217V164H216ZM42 166H43V164H42ZM48 166H50V165H48ZM48 166H47V167H48ZM62 166H61V167H62ZM72 166H73V165H72ZM72 166H71L70 172H69V170H68L70 167L67 168V170H68V172H69L70 174L72 173L71 170L74 169V168H72ZM74 166H73V167H74ZM78 166H79V165H78ZM84 166H81V167H84ZM218 166H219V165H218ZM229 166H230V165H229ZM45 167H46V166H45ZM45 167H44V168H45ZM88 167H89V166H88ZM90 167L93 169L94 166H93V167L90 166ZM151 167H152V166H151ZM182 167H183V165H182ZM182 167H181V168H182ZM184 167H186V166H184ZM188 167H189V166H188ZM203 167H204V166H203ZM207 167H210V165L207 166ZM207 167H206V168H201V169L205 172L204 169H208ZM211 167H212V166H211ZM246 167H247V166H246ZM42 168H43V167H42ZM59 168H60V167H58V169H59ZM79 168H80V166H79L77 169H79ZM86 168H87V167H85V171H87V170L89 169V168H87V169H86ZM189 168H190V167H189ZM220 168H221V165H220ZM244 168H245V167H244ZM259 168H260V167H259ZM262 168H263V167H262ZM24 169H25V168H24ZM55 169H56V168H55ZM55 169H54V170H55ZM61 169H62V168H60V171H61ZM77 169H76V170H77ZM80 169H82V168H80ZM165 169H166V168H165ZM190 169H191V168H190ZM192 169H193V168H192ZM198 169H199V167H198ZM209 169L212 170L213 168H212V169L209 168ZM225 169H226V168H225ZM256 169H257V168H256ZM260 169H261V168H260ZM82 170L84 171V168H83ZM94 170L97 171L98 169H96V167H95V169H93V175H94V172H96V171H94ZM194 170H196V168L193 169V172H194ZM202 170H201V172H202ZM210 170H209V171H210ZM223 170H224V167H223ZM248 170H249V169H248ZM39 171H40V170H39ZM49 171H50V170H49ZM56 171H58V170H56ZM79 171H80V170H79ZM83 171H82V172H83ZM90 171H91V170H90ZM175 171H176V170H175ZM186 171H187V170H186ZM189 171H190V170H189ZM212 171H213V170H212ZM212 171H211V172H212ZM249 171H250V170H249ZM18 172H19V171H18ZM27 172H28V171H27ZM44 172H45V171H44ZM54 172H55V171H54ZM74 172H75V171H74ZM77 172H78V171H77ZM87 172H88V171H87ZM97 172H98V171H97ZM187 172H188V171H187ZM195 172H196V171H195ZM207 172H208V170H207ZM207 172H205V173H207ZM211 172H210V174H211ZM214 172H215V171H214ZM220 172H221V171H220ZM252 172H253V171H252ZM258 172H259V171H258ZM258 172H257V173H258ZM48 173H49V172H48ZM48 173H47L46 175H48ZM61 173H62V172H61ZM69 173L67 174L68 176H69ZM80 173H81V171H80ZM83 173H84V172H83ZM83 173H82V174H83ZM85 173H86V172H85ZM90 173H92V172H90ZM185 173H186V172H184V174H185ZM199 173H200V171H199ZM202 173H203V172H202ZM202 173H200V174H202ZM215 173H219V172L217 171V172H215ZM222 173H224V171H222ZM228 173H230V172H226V174H228ZM241 173H242V172H241ZM244 173H245V172H244ZM244 173H243V174H244ZM247 173H248V172H247ZM255 173H256V172H255ZM255 173H253V175H252V174L248 175V177H249V176H254V175H256ZM260 173H261V172H259V174H260ZM263 173H264V171H263ZM31 174H32V173H31ZM36 174H37V173H36ZM73 174H74V175H73ZM73 174H71L69 177H71V176H72V177L76 176V177H75V178H76V181H77V177H78V176H79V178H80V175L82 176V174H79V175L77 176L78 173H76V174L73 173ZM88 174H89V173H88ZM96 174H98V173H96ZM96 174H95V175H96ZM99 174H100V173H99ZM174 174H175V173H174ZM213 174H214V173H213ZM213 174H212V175H213ZM219 174H221V173H219ZM16 175H17V174H16ZM16 175H15V176H16ZM18 175H19V174H18ZM26 175H27V174H26ZM100 175H101V174H100ZM100 175H97V176H100ZM148 175H149V174H148ZM207 175H209V174H207ZM215 175H217V174H214L213 176H215ZM239 175H240V174H239ZM244 175H247V174H244ZM257 175H258V174H257ZM2 176H3V175H2ZM33 176H34V175H33ZM37 176H38V175H37ZM42 176H43V175H42ZM48 176H49V175H48ZM55 176H56V175H55ZM58 176H59V175H58ZM61 176H62V175H61ZM83 176H84V174H83ZM85 176H86V175H85ZM198 176H199V175L194 176V177H198ZM201 176H203V175H201ZM209 176H210V175H209ZM222 176H223V174H222ZM230 176H231V175H230ZM21 177H22V176H21ZM26 177H27V176H26ZM49 177H50V176H49ZM51 177H54V174H53V176L51 175ZM51 177H50V178H51ZM72 177H71L70 179H72ZM86 177H89V178H90V175H88V176H86ZM91 177L94 179V180L92 179L94 182H96L95 180H98V179H99V178L97 179L96 176H95V177L91 176ZM101 177H103V176H101ZM177 177H178V176H177ZM192 177H193V175H192ZM194 177H193V178H194ZM204 177H205V176H203V178H204ZM216 177H218V176H216ZM241 177H242V175H241ZM255 177H256V176H255ZM38 178H39V177H38ZM45 178H46V176H45ZM50 178H49V179H50ZM61 178H62V177H61ZM79 178H78V179H79ZM82 178H83V177H81V179H82ZM89 178H88V180H89ZM103 178H104V177H103ZM103 178H102V179H103ZM152 178H153V177H152ZM164 178H165V177H164ZM199 178H202V177H199ZM203 178H202V179H203ZM212 178H213V177H212ZM212 178H210V179H212ZM237 178H238V177H237ZM243 178H244V177H242V179H243ZM249 178H250V177H249ZM249 178H248V179H249ZM53 179H54V178H53ZM53 179H50L51 182H52ZM57 179H58V178H57ZM66 179H69V178L67 177ZM81 179H80V180H81ZM100 179H101V178H100ZM204 179H205V178H204ZM208 179H209V178H208ZM208 179H207V180H208ZM210 179H209V180H210ZM251 179H252V178H251ZM251 179H249V180H251ZM26 180H28V179H26ZM54 180H55V179H54ZM74 180H75V179H73V181H74ZM82 180H83V179H82ZM106 180H107V179H106ZM106 180L103 179V181H106ZM170 180H171V179H170ZM207 180L205 179L206 182H207ZM243 180H246V179H243ZM255 180H256V179H255ZM58 181H59V180H58ZM58 181H57V182H58ZM69 181H70V180H69ZM69 181H68V182L65 181V182H67V185H68V186L70 185ZM93 181H92V182H93ZM98 181H99V180H98ZM101 181H102V180H101ZM103 181H102L101 183H103ZM134 181H135V180H134ZM152 181H153V180H152ZM203 181H204V180H203ZM205 181H204V182H205ZM210 181H211V182L214 181V178H213V180H210ZM15 182H17V181H15ZM19 182H20V181H19ZM49 182H50V181H49ZM71 182H72V181H71ZM82 182H83V181H82ZM87 182H88L87 184H89V182H91V181H87ZM128 182H129V181H128ZM200 182H202V181H200ZM208 182H209V181H208ZM208 182H207V184H208ZM228 182H229V181H228ZM250 182H251V181H250ZM46 183H47V181H46ZM59 183H60V182H59ZM74 183H75V182H74ZM76 183H78V181H77ZM79 183H81V181H79ZM101 183H100V184H101ZM104 183L107 185L108 182H107V183L104 182ZM123 183H124V182H123ZM212 183H213V182H212ZM216 183H217V182H216V179H215V184H216ZM251 183H252V182H251ZM21 184L24 185L23 183H21ZM48 184L50 185V184H52V183H47V186H48ZM65 184H66V183H65ZM83 184H84V182H83ZM90 184H91V183H90ZM90 184H89V185H90ZM96 184H99V182L95 183V187L97 186ZM105 184H104V185H105ZM108 184H109V183H108ZM154 184H155V183H154ZM154 184H153V185H154ZM204 184H205V183H204ZM215 184H214L213 186H215ZM248 184H249V182H248ZM41 185H44V184L41 183ZM45 185H46V184H45ZM52 185H53V184H52ZM55 185H57V184H55ZM55 185H54V186H55ZM71 185H75V184L72 183ZM76 185H77V184H76ZM81 185H82V184H81ZM85 185H86V184H85ZM92 185H93V184H92ZM102 185H103V184H102ZM106 185H105L104 187L107 188L108 186H106ZM129 185H130V184H129ZM193 185H194V184H193ZM230 185H231V186H230ZM230 185H229V186L231 187V189H233L232 191L234 192V194H239L237 190H240V189H243L244 187H246V184L243 185V184H241V182H240L239 184H236V183H234V182H230ZM249 185H250V184H249ZM249 185H248V187H246L245 190H248V189H249V187H250ZM18 186H19V185H18ZM20 186H21V185H20ZM24 186H26V185H24ZM38 186H39V185H38ZM47 186H46V187H47ZM57 186H58V185H57ZM62 186H64V185H62ZM77 186H78V185H77ZM86 186H88V185H86ZM86 186H85V187L83 186V189H81V190H84V188H86ZM145 186H146V185H145ZM207 186H208V185H207ZM211 186H212V185H211ZM217 186H218V184H216V188L219 189L220 187H217ZM227 186H228V185H227ZM252 186H253V185H252ZM256 186H257V185H256ZM44 187H45V186H44ZM46 187H45V189L48 188V187H47V188H46ZM60 187H61V186H60ZM80 187H81V186L79 185V189H80ZM93 187H94V186H93ZM97 187H99V186H97ZM97 187H96V188H97ZM100 187H101V185H100ZM104 187H103V188H104ZM109 187H110V188H107L108 190H109V189H112L110 185H109ZM178 187H179V186H178ZM10 188H11V187H10ZM21 188H22V187H21ZM21 188H19V189H21ZM36 188H37V187H36ZM63 188H65V187H63ZM70 188H72V187H70ZM73 188H74V187H73ZM196 188H197V186H196ZM208 188H209V187H208ZM211 188H212V187H211ZM214 188H215V187H214ZM227 188H228V187H227ZM247 188H248V189H247ZM254 188H256V187H254ZM258 188H259V190L261 191V189L264 188V182H262V183L259 182V183H258ZM39 189H40V188H39ZM45 189H44V190H45ZM49 189H50V188H49ZM49 189H48V190H49ZM55 189H56V188H55ZM55 189H54V190H55ZM66 189L68 190L67 186H66ZM75 189H76V187H75ZM99 189H100V188H99ZM164 189H165V188H164ZM183 189H184V188H183ZM198 189H200V188H198ZM250 189H251V191H252L253 187H252V188L250 187ZM41 190H43V188L40 189V191H41ZM44 190H43V194H44V192H45ZM77 190H78V189H77ZM77 190H75V191H77ZM81 190L78 191L79 194H80ZM85 190H86V189H85ZM85 190H84V191H85ZM102 190H104V189H102ZM108 190H105V191H108ZM113 190H114V189H113ZM113 190H112V191H113ZM147 190H148V189H147ZM169 190H170V189H169ZM259 190H258V194L260 193ZM9 191H10V190H9ZM9 191H8V193H9ZM15 191H16V190H15ZM17 191H18V190H17ZM51 191H52V190H51ZM60 191H64V190L61 188ZM73 191H74V190H73ZM73 191H72V192H73ZM75 191H74V192H75ZM90 191H91V190H90ZM92 191H93V190H92ZM95 191H96V190H95ZM97 191H98V188H97ZM105 191H104V192H105ZM109 191H111V190H109ZM112 191H111V193L115 195V192H114V191L112 192ZM155 191H156V190H155ZM158 191H159V190H158ZM164 191H165V190H164ZM185 191H186V190H185ZM199 191H200V190H199ZM225 191H226V190H225ZM263 191H264V190H263ZM38 192H39V190H38ZM46 192H47V191H46ZM54 192H55V191H53V193H54ZM58 192H59V191H58ZM58 192H57V193H58ZM68 192H69V191H68ZM87 192H88V191H87ZM93 192H94V191H93ZM104 192H103V193H104ZM186 192H187V191H186ZM186 192H184V193H186ZM219 192H221V189H220ZM246 192H247V191H246ZM253 192H254V191H253ZM5 193H6V192H5ZM5 193H4V194H5ZM14 193H15V192H14ZM40 193H42V192H40ZM40 193H39V195H41ZM53 193L50 192V194H53ZM64 193H65V192H64ZM64 193H63V194H64ZM76 193H77V192H76ZM84 193H86V192H84ZM90 193H91V192H90ZM90 193H89V195H90ZM94 193H95V192H94ZM99 193L101 194V192H99ZM111 193H110V194H111ZM168 193H169V192H168ZM187 193H188V195L190 194V192H187ZM187 193H186V194H187ZM248 193H249V194H248V195H249V198H251V197H252V194H251V197H250V190H249ZM256 193H257V192H256ZM256 193L254 192V196H255ZM25 194H27V196H28V193H25ZM50 194H49V197L51 196ZM61 194H62V193H60V194L58 193V195H61ZM63 194H62V195H63ZM70 194L72 195L73 193L70 192ZM74 194H75V193H74ZM79 194H78V195H79ZM87 194H88V193H87ZM97 194H98V193H97ZM105 194H106V193H105ZM108 194H109V192H108ZM112 194H111V195H112ZM160 194H161V193H160ZM226 194H227V193H226ZM246 194H247V193H246ZM258 194H256V195H258ZM13 195H14V194H13ZM33 195H34V193H33ZM64 195H65V194H64ZM64 195H63V196H64ZM94 195H95V194H94ZM114 195H113V196H114ZM190 195H191V194H190ZM190 195H189V197H190ZM248 195H247V196H248ZM259 195H260V194H259ZM261 195H262V194H261ZM263 195H264V194H263ZM8 196H9V195H8ZM65 196L68 197L69 195L66 194ZM74 196L76 197V195H74ZM74 196H73V197H74ZM90 196H91V195H90ZM100 196H103V197H104V195H102V194H101ZM113 196H112V197H113ZM115 196H116V195H115ZM115 196H114L113 198H115ZM166 196H167V191H166ZM169 196H170V195H169ZM171 196H172V195H171ZM205 196H206V195H205ZM254 196H253V197H254ZM19 197H20V196H19ZM28 197H29V196H28ZM28 197H27V198H28ZM30 197H31V196H30ZM30 197H29V198H30ZM33 197H34V196H33ZM33 197H32V198H33ZM37 197H39V196H38V193H37ZM49 197H48V198H49ZM70 197H71V196H70ZM70 197H69V199H70ZM75 197H74V198H75ZM81 197H82V196H81ZM84 197H85V196H84ZM108 197L110 198L111 196L109 195ZM112 197H111V198H112ZM164 197H165V196H164ZM189 197H187V198L189 199ZM211 197H212V196H211ZM253 197L251 198L252 201H253ZM255 197H256V196H255ZM255 197H254V199H255ZM258 197H259V196H258ZM48 198L46 197V198H42V199L46 200V199H48ZM55 198H56V197H55ZM57 198H58V197H57ZM60 198H63V199H64V197H62V196H61ZM65 198H66V197H65ZM74 198H72V199H74ZM98 198H101V197H98ZM98 198H95V199H97L96 202L98 201ZM106 198H107V197H106ZM106 198H105V199H106ZM111 198H110V199H111ZM113 198H112V199H113ZM190 198H191V197H190ZM249 198H247V203L250 205V203H252V201H251ZM256 198H257V197H256ZM262 198H263V196H262ZM18 199H19V198H18ZM23 199H24V198H23ZM30 199H31V198H30ZM58 199H59V198H58ZM79 199H80V198H79ZM79 199H78V200H79ZM81 199H82V198H81ZM95 199H94V200H95ZM107 199H108V198H107ZM216 199H217V198H216ZM257 199H258V198H257ZM31 200H32V199H31ZM31 200H30V201H31ZM36 200H37V199H36ZM44 200H43V202H44ZM53 200H54V201H52V202L55 203L56 199L53 198ZM78 200H77V202H78ZM99 200H100V199H99ZM101 200H102V199H101ZM113 200H117V199L115 198V199H113ZM163 200H164V199H163ZM163 200H162V201H163ZM202 200H203V199H202ZM212 200H213V199H212ZM241 200H242V199H240V201H241ZM259 200H260V198H259ZM259 200H258V201H259ZM262 200L264 201V199H262ZM16 201H17V199H16ZM19 201H20V200H19ZM24 201H25V199L23 200V202H24ZM33 201H34V198H33ZM39 201H40V200H39ZM41 201H42V200H41ZM59 201H61V203L63 202V200H59ZM59 201L57 200L56 203L59 202ZM64 201H65V200H64ZM66 201H67V199H66ZM66 201H65V202H66ZM70 201H71V200H70ZM70 201H67L66 203H70ZM80 201H81V200H80ZM84 201H85V203H84ZM103 201H104V200H103ZM105 201H106V200H105ZM165 201H166V200H165ZM174 201H175V200H174ZM216 201H217V200H216ZM256 201H257V200L255 199V202H256ZM258 201H257V203H258ZM25 202H26V201H25ZM43 202H42V203H43ZM77 202H76V203H77ZM82 202H83V204L85 205L86 203L88 204L89 202L91 203L92 201L89 200V199L83 198ZM100 202H101V201H100ZM100 202H99V203H100ZM110 202H111V200H110ZM114 202H115V201H114ZM114 202H112V203H114ZM116 202H118V201H116ZM172 202H173V201H172ZM217 202H218V201H217ZM229 202H230V201H228L227 203H229ZM237 202H239V201H237ZM242 202H243V201H242ZM255 202H254V203H255ZM42 203H41V204H42ZM73 203L76 204L75 202H73ZM90 203H89V204H90ZM92 203H93V202H92ZM92 203H91L90 207H91L95 202H94L93 204H92ZM101 203H102L103 205H107L106 202H101ZM107 203H108V201H107ZM162 203H163V202H162ZM231 203H232V202H231ZM52 204H53V203H52ZM59 204H60V202H59ZM77 204H78V203H77ZM77 204H76V206H77ZM79 204H81V203H79ZM79 204H78V205H79ZM87 204H86V206H87ZM89 204H88V206H89ZM95 204H96V203H95ZM110 204H111V203H110ZM156 204H157V203H156ZM168 204H169V201H168ZM216 204H217V203H216ZM260 204H261V203H260ZM2 205H3V204H2ZM35 205H37V204H35ZM55 205H56V204H55ZM55 205H54V206H55ZM62 205H63V204H62ZM71 205H72V202L70 203V206H71ZM84 205H82L81 208H82ZM96 205H97V204H96ZM99 205H100V204H99ZM114 205H115V203H114ZM116 205H117V203H116ZM164 205H165V204H164ZM178 205H180V204H178ZM257 205H258V204H257ZM52 206H53V205H52ZM52 206H51V207H52ZM56 206H57V205H56ZM70 206H67V205H66V207H69V208L71 209ZM76 206H75V207H76ZM94 206H95V205H94ZM112 206H113V205H112ZM117 206H119V203H118ZM133 206H135V205H133ZM158 206H159V205H158ZM166 206H167V205H166ZM191 206H192V205H191ZM226 206H227V205H226ZM228 206H229V204H228ZM228 206H227V207H228ZM258 206H259V207H263V203H262L261 206H260V205H258ZM60 207H61V204H60ZM63 207H65V205H63ZM63 207H62V208H63ZM72 207H74V205H73ZM75 207H74V209H75ZM92 207H93V206H92ZM92 207H91V208H92ZM99 207H100V206H97L98 209H99ZM102 207H103V206H102ZM175 207H176V205H175ZM178 207L181 208L180 206H178ZM83 208L86 209V210H84V211H87V208H86V207H83ZM83 208H82V209H83ZM88 208H89V207H88ZM103 208H104V207H103ZM103 208H102V209H103ZM112 208H113V207H112ZM153 208H154V207H153ZM162 208H163V207H162ZM169 208H172V207H169ZM179 208H177V209H179ZM182 208H183V207H182ZM236 208H237V207H236ZM58 209H59V206H58ZM63 209L67 210V208H63ZM70 209H69V211H70ZM77 209H78V206H77V208H76L75 210H77ZM98 209H97V210H98ZM102 209H101L100 211H102ZM107 209H109V208H107ZM114 209H116V207H115ZM118 209H119V208H118ZM118 209H117V210H118ZM263 209H264V208H263ZM22 210H23V209H22ZM25 210H26V209H25ZM60 210H61V209H60ZM60 210H59V211H60ZM72 210H73V208H72ZM78 210H79V209H78ZM88 210H89V209H88ZM91 210H92V209H91ZM103 210H104V211L106 210V206H105V209H103ZM110 210L113 211L112 209H110ZM172 210H173V209H172ZM182 210H183V209H182ZM231 210H232V209H231ZM231 210H230V212H231ZM80 211L83 212V210H80ZM94 211H96V210L94 209L93 212H94ZM98 211H99V210H98ZM106 211H107V210H106ZM163 211H164V210H163ZM2 212H3V211H2ZM2 212H1V213H2ZM4 212H5V211H4ZM28 212H29V211H28ZM65 212H66V211H65ZM72 212H73V211H72ZM72 212H70V214H71ZM74 212L77 213L76 211H74ZM93 212H92V214H93ZM107 212H109V211H107ZM107 212H106V213H107ZM165 212H166V211H165ZM181 212H182V211L180 210V211L177 213V215H179V213L181 214ZM184 212H185V211H184ZM203 212H204V211H203ZM242 212H243V211H242ZM15 213H16V212H15ZM60 213H61V212H60ZM66 213H67V212H66ZM68 213H69V212H68ZM68 213H67V214H68ZM86 213L88 214L89 212H86ZM96 213H98V212L96 211ZM96 213H95V214H96ZM99 213H100V212H99ZM99 213L96 214V215H99V216H100V214H102V212H101L100 214H99ZM113 213H115V215H114V217H115V216H116V213H120V211H119V212H118V211H117V212L115 211V212H113ZM185 213L188 214V212H185ZM228 213H229V212H228ZM34 214H35V212H34ZM70 214H68V215H69V216L72 215V216H71L72 218H73L74 216H76V214H73V213H72L71 215H70ZM77 214H78V213H77ZM95 214L92 215V216H93L94 218H97V217H95ZM109 214L111 215V213H109ZM161 214H162V213H161ZM164 214H165V213H164ZM182 214H183V212H182ZM229 214H230V213H229ZM256 214H257V213H256ZM6 215H7V214H6ZM73 215H74V216H73ZM82 215H83V213L81 214V217H82ZM103 215H105V214L103 213ZM110 215H109V216H110ZM165 215H166V214H165ZM168 215H169V213H168ZM168 215H167V216H168ZM193 215H194V214H193ZM195 215H196V214H195ZM214 215H215V214H214ZM230 215H231V214H230ZM237 215H238V214H237ZM237 215H236V216H237ZM250 215H251V213H250ZM37 216H38V215H37ZM57 216H58V215H57ZM69 216H68V217H69ZM78 216H80V215H78ZM86 216H87V215H85V217H86ZM89 216H90V218H91V213L89 214ZM99 216H98V217H99ZM167 216H166V217H167ZM173 216H174V215H173ZM175 216H176V215H175ZM189 216H190V215H189ZM200 216H201V215H200ZM254 216H255V214H254ZM258 216H260V215H258ZM263 216H264V215H263ZM66 217H67V216H66ZM66 217H64V218H66ZM68 217H67V219H68ZM76 217H77V216H76ZM76 217H75L74 219H76ZM85 217L83 216V218H85ZM101 217H102V216H101ZM101 217H100V218H101ZM104 217H106V216H104ZM107 217H108V214H107ZM116 217L119 218V214H118ZM164 217H165V216H164ZM231 217H232V216H231ZM1 218H2V217H1ZM7 218H8V216H7ZM38 218H40V217H38ZM52 218H53V217H52ZM83 218H80V220L83 219ZM94 218H92V219L94 220ZM112 218H113V214H112V216H111V219H112ZM120 218H121V216H120ZM120 218H119V219H120ZM170 218H172V216H171ZM201 218H202V217H201ZM206 218H207V217H206ZM238 218H239V217H238ZM238 218H237V219H238ZM250 218H251V217H250ZM250 218H248V221L250 220ZM252 218H253V217H252ZM256 218H257V217H256ZM256 218H255V219H256ZM42 219H43V218H42ZM87 219H88V218L81 220L82 222H80V221H78V222L76 221V222L78 223V225H80V224H83L84 220H87ZM92 219H89V222H88V221H87V222H88L89 224L92 223V221H93ZM113 219H114V218H113ZM119 219H117V220H119ZM121 219H122V218H121ZM121 219H120V220H121ZM158 219H159V218H158ZM183 219H184V218H183ZM185 219H186V218H185ZM198 219H199V218H198ZM210 219H211V218H210ZM260 219H263V218H260ZM260 219H259V220H260ZM13 220H14V219H13ZM68 220H69V219H68ZM77 220H78V219H77ZM90 220H92V221L90 222ZM101 220H103V219L101 218ZM108 220H110V219H108ZM114 220H115V219H114ZM117 220L114 221V222H118ZM120 220H119V221H120ZM208 220H209V219H208ZM211 220H212V219H211ZM215 220H216V219H215ZM227 220H228V219H227ZM232 220H233V218H232ZM239 220H241V219H239ZM252 220H253V219H252ZM11 221H12V220H11ZM42 221H43V220H42ZM74 221H75V220H74ZM97 221H99V218H98V220H96V224H99V223H97ZM106 221H107V220H106ZM112 221H113V220H112ZM121 221H122V220H121ZM126 221H127V220H126ZM165 221H166V219H165ZM229 221H230V220H229ZM235 221H236V220H235ZM250 221H251V220H250ZM69 222H72L71 225L74 224L73 221H69ZM79 222H80V224H79ZM85 222H86V221H85ZM87 222H86V223H87ZM94 222H95V220H94ZM94 222H93V223H94ZM110 222H111V221H110ZM110 222H109V224L111 225V223H113V222H111V223H110ZM185 222H186V221H185ZM192 222H193V221H192ZM221 222H222V221H221ZM240 222H241V221H240ZM245 222H246V221H245ZM38 223H39V222H38ZM46 223H47V222H46ZM86 223H84V224H86ZM88 223H87V225H89ZM93 223H92V225H93ZM100 223H103V221H102V222L100 221ZM120 223L122 224V222H118V224H120ZM181 223H183V222H181ZM248 223H249V222H248ZM255 223H257V222L255 221L254 224H255ZM23 224H24V223H23ZM94 224H95V223H94ZM105 224H107V223L99 224V227H100V225H105ZM113 224H114V223H113ZM113 224H112V225H113ZM115 224H116V223H115ZM115 224H114V226L116 227ZM192 224H194V223H192ZM192 224H191V225H192ZM215 224H216V223H215ZM224 224H225V223H224ZM254 224H253V226H254ZM260 224H261V223H260ZM4 225L6 226V223H5ZM110 225H109V226H110ZM112 225H111V226H112ZM216 225H218V224H216ZM241 225H242V224H241ZM243 225H245V224H243ZM246 225H248V224L246 223ZM256 225H257V224H256ZM16 226L19 227L18 225H16ZM84 226H86V225H84ZM95 226H98V225H95ZM95 226H94V227H95ZM119 226H120V225H119ZM119 226H118V228H119ZM121 226H122V225H121ZM121 226H120V227H121ZM183 226H184V225H183ZM186 226H187V225H186ZM219 226H220V225H219ZM263 226H264V225H263ZM62 227H63V226H62ZM74 227H77L76 224L74 225ZM80 227H81V226H80ZM90 227H92V226L90 225ZM90 227H89V228H90ZM101 227H102V226H101ZM103 227H104V229H105V226H103ZM103 227H102V228H103ZM112 227H113V226H112ZM148 227H149V226H148ZM168 227H169V226H168ZM195 227H196V226H195ZM220 227H221V226H220ZM244 227H245V226H244ZM258 227H261V226H258ZM87 228H88V227H87ZM97 228H98V227H97ZM118 228H116V229H118ZM125 228H126V226H125ZM125 228H124V230H125ZM201 228H204V229H205V227H202V226H201ZM201 228H199V229H201ZM223 228L226 229L225 227H222L221 229H223ZM232 228H233V227H232ZM240 228H241V227H240ZM80 229H81V228H80ZM82 229H86V228L83 227ZM99 229H100V228H99ZM106 229L108 230V229H110V228L108 227V228H106ZM106 229H105V230H106ZM112 229H115V228H112ZM116 229H115V232H119V230L122 229V228H119L117 231H116ZM196 229H197V228H196ZM206 229H207V228H206ZM206 229H205V231H206ZM253 229H254V228H253ZM9 230H10V229H9ZM77 230H78V227H77ZM88 230H90V229H88ZM88 230L86 231V233L88 232ZM92 230L94 231L95 229H92ZM96 230H97V229H96ZM100 230H101V232H103V229H100ZM107 230L105 231V234H106V232H107L106 235H108V233H110V232L112 231V230H111V231L108 230V231H109V232H108ZM207 230H208V229H207ZM209 230H210V229H209ZM217 230H218V229H217ZM219 230H220V229H219ZM228 230H230V229H228ZM37 231H38V230H37ZM78 231H79V230H78ZM81 231H82V230H81ZM120 231H121V230H120ZM128 231H129V230H128ZM205 231H204V232H205ZM211 231H212V229H211ZM11 232H12V231H11ZM56 232H57V231H56ZM97 232L99 233V235H101V234L103 235V234H104V233L99 232V230H98ZM121 232H122V231H121ZM121 232H120V233H121ZM130 232H131V231H130ZM196 232H197V230H196ZM200 232H201V231H200ZM204 232H202V233H204ZM207 232H208V231H207ZM220 232H221V231H220ZM233 232H234V231H233ZM238 232H239V231H238ZM251 232H252V231H251ZM12 233H13V232H12ZM88 233H90V232H88ZM88 233H87V234H88ZM91 233H92V232H91ZM94 233H95V232H94ZM98 233H96V236H97L98 238H102V241H101V242H100L101 239H100V240H97V241H99L100 243H102L103 240H106V239L109 238V237L107 238V236H106V237L98 236V235H97ZM100 233H101V234H100ZM113 233H114V232H113ZM123 233H124V232H123ZM123 233H121V234H123ZM125 233H126V232H125ZM184 233H185V232H184ZM184 233H183V234H184ZM216 233H217V232H216ZM239 233H240V232H239ZM239 233H237L238 236L241 235V234H239ZM253 233L257 234L258 232L256 231V232H253ZM259 233H261V234L263 235V237H261V236H256L254 239H253V238L251 239V237H250L251 240H249V242H250V241H252V242H256V241H257V242H261V241H263V242H264V232L262 231V232H259ZM64 234H65V233H64ZM68 234H69V233H68ZM87 234H86V235H87ZM115 234H116V233H115ZM117 234H118V233H117ZM117 234H116V235H117ZM134 234H136V233H134ZM204 234H205V233H204ZM243 234H245V233H243ZM248 234H249V233H248ZM8 235H10V233L7 232V233H6V237H7L6 239H7V240L3 237V238L6 240L7 245H6V243H5V244H1L2 241L0 242V244H1V245H4V247H5L4 249H2V251L4 250V252H5V251L8 252V253L5 252L6 255L3 254V256H6V257H7V259H6V260H8L7 262H10V261H11L12 264H15V263H14V260L17 259V260L19 261V259L22 258V256L20 257V256H19L20 254L18 255V254L15 253V252H16V249H18L19 247L17 248L18 244L15 243V245H17V246H16V249H15V246H14L13 243H14V242H18V241L15 239V240H13L14 242L12 243L11 240L14 239L15 237H14V238L12 237V239H10V238L8 237ZM80 235H81V234H80ZM84 235H85V234H84ZM84 235H83V236H84ZM92 235H93V234H92ZM118 235H119V234H118ZM118 235H117V237H118ZM131 235H132V234H131ZM206 235H207V234H206ZM211 235H212V234H211ZM223 235H224V233H223ZM234 235H235V234H234ZM0 236H1V235H0ZM4 236H5V235H4ZM58 236H60V235H58ZM61 236H62V235H61ZM94 236H95V235H94ZM108 236H110V234H109ZM114 236H115V235H114ZM119 236H120V235H119ZM121 236H122V235H121ZM136 236H137V235H136ZM174 236H175V235H174ZM196 236H197V235H196ZM198 236H199V235H198ZM209 236H210V235H209ZM81 237H82V236H81ZM85 237H87V236H85ZM112 237H113V236H112ZM112 237L109 238V242H110V243H112V242L114 241V239H115L116 236H115L113 239H112ZM199 237H200V236H199ZM201 237H202V238H205V236H204V237L201 236ZM201 237H200V238H201ZM206 237H207V236H206ZM212 237H213V235H212ZM212 237H211V238H212ZM240 237L242 238V236H240ZM247 237H248V236H247ZM90 238H91V234H90ZM92 238H94V237L92 236ZM92 238H91V239H92ZM95 238H96V237H95ZM104 238H105V239H104ZM123 238H124V236H123L122 238H119V239H122V241H123ZM172 238H173V237H172ZM176 238H177V237H176ZM178 238H179V237H178ZM178 238H177V239H178ZM181 238H182V237H181ZM197 238H198V237H197ZM0 239H1V237H0ZM91 239H90V241H92ZM111 239L113 240L112 242L110 241ZM119 239H118V240H119ZM138 239H139V238H138ZM158 239H159V238H158ZM205 239H208V238H205ZM214 239H215V238H214ZM216 239H217V237H216ZM218 239H221V238H218ZM222 239H223V238H222ZM248 239H249V238H248ZM2 240H3V239H2ZM81 240H82V239H81ZM232 240H233V239H232ZM3 241H4V240H3ZM95 241H96V239H95ZM115 241H116V239H115ZM115 241H114V242H115ZM122 241H121V242H122ZM128 241H129V240H128ZM221 241H222V240H221ZM234 241H235V240H234ZM234 241H233V242H234ZM240 241H241V240H240ZM20 242H21V241H20ZM92 242H93V241H92ZM92 242H91V243H92ZM99 242H98V243H99ZM104 242H105V241H104ZM114 242H113V243H114ZM116 242H117V241H116ZM118 242H119V241H118ZM126 242H127V240H126ZM229 242H230V241H229ZM242 242H244V241H242ZM242 242H241V243H242ZM247 242H248V241H247ZM3 243H4V242H3ZM28 243H29V242H28ZM51 243H52V242H51ZM53 243H54V242H53ZM100 243H99V244H100ZM122 243H123V242H122ZM132 243H133V241H132ZM175 243H176V241H175ZM238 243H240V242H238ZM19 244L21 245L22 243H19ZM99 244H98V245H99ZM104 244L107 245L108 243H104ZM114 244H116V243H114ZM117 244H118V243H117ZM211 244H212V243H211ZM216 244H218V243H216ZM216 244H215V245H216ZM223 244H224V243H223ZM245 244H246V243H245ZM1 245H0V246H1ZM5 245H6V246H5ZM20 245H19V246H20ZM34 245H36V244L34 243ZM63 245H64V244H62L61 246L63 247ZM92 245H93V244H92ZM106 245H103V246L105 247ZM120 245H121V244H120ZM123 245H124V243H123ZM123 245H122V247H121L122 249H123ZM204 245H205V244H204ZM212 245H213V244H212ZM215 245H214V246H215ZM218 245H219V244H218ZM230 245H232V244H230ZM239 245H240V244H239ZM7 246H9V248H8ZM38 246L40 247V245H38ZM59 246H60V244H59ZM93 246H94V245H93ZM103 246H102V247H103ZM108 246H110L109 248H111V244L108 245ZM117 246H119V245H117ZM124 246H125V245H124ZM205 246H206V245H205ZM62 247H61V248H62ZM119 247H120V246H119ZM129 247H130V246H129ZM136 247H137V246H136ZM136 247H135V248H136ZM209 247H210V246H209ZM215 247H216V246H215ZM223 247H224V246H223ZM239 247H240V246H239ZM6 248H7V249H10L11 252H10L9 250H6ZM20 248H21V250H22V248H24V247L20 246ZM29 248H30V247H29ZM41 248H42V247H41ZM41 248H40V249H41ZM56 248H57V247H56ZM63 248H64V247H63ZM63 248H62V249H63ZM66 248L68 249L67 246H66ZM187 248H188V247H187ZM210 248H211V247H210ZM233 248H234V247H233ZM235 248H236V247H235ZM240 248H241V247H240ZM0 249H1V248H0ZM64 249H65V248H64ZM67 249H66V251H67ZM76 249H77V248H76ZM94 249H96V248H94ZM99 249H100V248H99ZM122 249H121V250H122ZM131 249H132V248H131ZM18 250H19V249H18ZM41 250H42V249H41ZM46 250H47V249H46ZM46 250H45V251H46ZM71 250H72V249H71ZM101 250H102V248H101ZM107 250H108V247H107ZM125 250H126V249H125ZM125 250H124V251H125ZM127 250H128V249H127ZM129 250H130V249H129ZM129 250H128V251H129ZM132 250H133V249H132ZM132 250H131V251H132ZM231 250H232V249H231ZM14 251H15V252H14ZM23 251H24V249H23ZM32 251H33V250H32ZM53 251H54V250H53ZM68 251H69V250H68ZM80 251H82V250H80ZM133 251H136V250H133ZM218 251H219V250H218ZM46 252H47V251H46ZM48 252H49V251H48ZM54 252H55V251H54ZM82 252H83V251H82ZM122 252H123V251H122ZM122 252H121V253H122ZM21 253H22V252H21ZM25 253H26V252H25ZM31 253H32V252H31ZM34 253H35V252H34ZM57 253H58V252H57ZM69 253H73V254H74L73 251H71V252L69 251ZM76 253H78V252H75V255H76ZM79 253H80V252H79ZM105 253L107 254L108 252H105ZM133 253H134V252H133ZM156 253H157V252H156ZM201 253H203V252H201ZM0 254H1V253H0ZM23 254H24V253H23ZM37 254H38V253H37ZM52 254H53V253H52ZM108 254H110V253H108ZM125 254H126V253H125ZM125 254H124V255L121 254V255H122V256H126ZM127 254H128L127 256L130 257V255H129L130 253H127ZM131 254H132V253H131ZM158 254H159V253H158ZM229 254H231V253H229ZM236 254H237V253H236ZM35 255H36V254H35ZM119 255H120V254H118V256H119ZM0 256H1V255H0ZM23 256H24V255H23ZM26 256H27V255H26ZM72 256L74 257V255H72ZM111 256H112V254H111ZM111 256H109V257H111ZM132 256H134V255H132ZM240 256H241V255H240ZM30 257H31V256H30ZM36 257H37V256H36ZM58 257H59V256H58ZM58 257H57V258H58ZM75 257H76V256H75ZM78 257H79V255H78ZM90 257H91V256H90ZM112 257H113V256H112ZM114 257H115V256H114ZM116 257H117V256H116ZM120 257H121V256H120ZM155 257H156V256H155ZM190 257H191V256H190ZM4 258H5V257H4ZM28 258H29V257H28ZM34 258H35V256H34ZM39 258H40L42 264H54V263H53V262H52V261H51V260H50V259L44 254V253H39ZM60 258H61V257H60ZM76 258H77V257H76ZM117 258H118V257H117ZM133 258H134V257H133ZM133 258H132V260H133ZM263 258H264V256H263ZM37 259H38V258H37ZM58 259H59V258H58ZM115 259H116V258H115ZM120 259H121V258H120ZM236 259H237V258H236ZM259 259L261 260V258H259ZM259 259H258V260H259ZM2 260H3V259H2ZM4 260H5V259H4ZM4 260H3V261H4ZM17 260H16V261H17ZM28 260H29V259H28ZM30 260H31V259H30ZM65 260H66V259H65ZM111 260H112V258H111ZM122 260H123V259H122ZM124 260H128V261H130L131 258H130V260H129V258L125 257ZM124 260H123V261H124ZM135 260H136V259H135ZM135 260H134V261H135ZM171 260H172V259H171ZM256 260H257V259H256ZM96 261H97V260H96ZM116 261H117V260H116ZM155 261H156V259H155ZM199 261H200V260H199ZM4 262H5V261H4ZM38 262H39V261H38ZM97 262H98V261H97ZM118 262H119V261H118ZM121 262H122V261H121ZM130 262H132V261H130ZM179 262H180V260H179ZM31 263H32V262H31ZM123 263H124V262H123ZM133 263H134V262H132V264H133ZM191 263H192V262H191ZM216 263H219V262H216ZM225 263H226V262H225ZM254 263H255V262H254ZM0 264H4V263H0ZM5 264H7V263L5 262ZM8 264H9V263H8ZM19 264H20V262H19ZM22 264H23V263H22ZM25 264H26V263H25ZM33 264H34V263H33ZM83 264H84V262H83ZM126 264H127V263H126ZM128 264H130V263H128ZM134 264H135V263H134ZM174 264H175V263H174ZM219 264H221V263H219Z\"/></svg>",
  "mask_w": 264,
  "mask_h": 264
}]
</instances>
